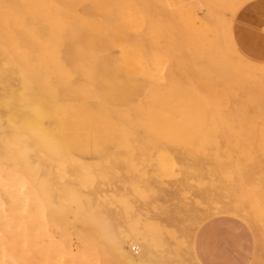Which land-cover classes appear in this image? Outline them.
<instances>
[{"label":"rangeland","instance_id":"obj_1","mask_svg":"<svg viewBox=\"0 0 264 264\" xmlns=\"http://www.w3.org/2000/svg\"><path fill=\"white\" fill-rule=\"evenodd\" d=\"M167 1L169 3L170 0H167ZM167 1L166 0H0V21H5L8 24V27H4V28L12 29V30L13 29H16V30L17 29L18 30L19 29L20 30L25 29L23 31H26V29H27V31L37 29V30H39V32H42L44 26H46L45 29L47 31L49 30V27H55V28L57 27L58 29L62 28V29H66V32H68L69 35L66 34V32H64V34L59 33L61 31H59L58 33L54 32L55 28L54 29L51 28V30H53L52 33L54 32L56 35H61L59 39H61V44H63V46L61 47V45L59 44L60 47H58V45H57V49L59 48V50H58L59 52L61 50H63V51L66 50V51H68V52L70 51V53H72L71 50H73L72 49L73 46L77 47L79 45V47L83 48L84 47L83 44H85V45L87 44V46H86L87 48L84 47L83 48L84 50L89 49L88 45H89V47L93 48V50H92V48H91V50L89 49L90 51L88 50L92 54L88 53L86 50V52H87L86 54L89 57H91V55H92L91 61L88 59L89 57L87 58L88 60H85L82 56L83 61L85 60L90 64L92 63V65H90V67H88L89 64L88 65L86 64L87 62H85V61L83 62L81 60V58H78L82 64L81 65L80 62L78 61L77 62V64L79 63L78 67L81 65V68H83V69H81V71H79V75H77L79 78H76L75 77L76 73L74 74V72L70 69V67H69V70L71 72L66 71V68H65L66 66H69L70 62L72 64V61L69 60L70 62L66 66H65L66 63H60L59 59H60V61L62 59L59 58L58 56H56V54L52 52L54 47L52 48L50 46L51 43H47L49 45H47L45 48V49L48 48V50H46L45 54L43 53L44 51H42L43 47H42V49L40 48L41 50L39 49L40 51H37L38 48L36 49L31 45V44H35V43L38 44V42H36V41H34V43L32 42L33 38L29 39V41L31 40L29 42V43H31L30 46H27L28 44L24 43V44H27V45H25V48L28 47V49L26 48L27 55H28V53H30V51L33 52L34 54L43 53L42 56L45 55L44 57L47 59V55L50 54V53H47V51H49L50 50L49 47H51L52 48L51 52L53 53L52 55L55 54L54 56H56V58H54V59H58L57 62L60 64H58L56 62V64H58L56 66H54L50 63L48 65H46L48 63L47 60L45 61L46 64L42 63V61H41L42 56L40 55L41 59L39 57L38 58L41 62L39 60H37L39 62V64L36 63L33 59L29 58L30 60H33L34 63H36V65L38 64L35 68V64L33 63V65H32L31 64L32 62L29 63L30 60L28 59V56L26 55V57H24L25 54L22 55L23 54V52H22V54H20V55H22L24 58L27 59V64H22V62L19 61V64H22L20 66L17 63L20 66V68L16 63L14 64V62L11 65V63H12L11 60L15 61V59H16V58L13 59V56H12V57H9V60H10L9 65L11 68L9 67L8 63H5V65H4V63H3L4 57H2V56L6 55L8 58V54H4L5 48H3V47H6L7 44H10V45H8L7 48H9V46H11V45H12V47L14 46V48L17 46L16 43L12 44L11 41H9V39H11L9 37L13 34L15 35L16 32H14V31H16V30L12 31V33L10 30V33H9L10 35L8 37L5 36V34L0 35V37H1L0 38V45H1L0 47H2V49L4 51L3 55L0 54V60L2 61L1 63H3V65L0 64V71H1V73H0V152L3 155L6 154L5 156H7V158H9V160H13L15 163L12 161L11 162L14 163L15 165L17 163L16 166H17L18 170L21 172V174L23 176H25L24 177L25 180L26 181L29 180L31 182V183H29V181H28L26 183V186H25L26 188H24L25 193H24V191L22 192L25 195L24 197H27V198L29 197V200H27L25 198L28 202L26 200H25V202H24V200H21L22 202H20V200H19L18 203L16 201H15L16 203H14V202L11 203L10 201L6 202V200H5V201H3V209H4L5 213L8 214L9 218H10L9 213L11 214L12 219L14 218V216H16L17 219H14V220L15 221L19 220L18 221L19 223H20V220H21V222L23 221L22 223H24V220L25 221L27 220V223L30 220L32 221V222L30 221L28 224L30 226V227L28 226V231L32 236H30L29 234L28 235H29V238L33 240L32 243L30 241L28 242V245H29L28 253H30L31 256L34 254L33 260H35L36 262L32 260L31 264H34V263L38 264L39 262L41 264H43L44 260H42L41 256L39 255L38 249L40 247L42 248L43 246H45L47 244V242H48L47 239L49 238L47 236V234L49 236H51L53 239H59L62 236L67 237V239H69L68 240L70 242L69 246L72 250L69 248L68 257L66 256L65 258H63V261H60V263L59 262L58 263L59 264H64V263L65 264H71V263L73 264L74 255H76V251L79 248L78 247L79 244L77 242L78 241L77 236H78V234H79V236H82V235L86 236L87 234L85 235V233L86 232L89 233L88 231H86L88 229H92V231L90 230L92 234L91 233H89V234L92 238V241H94V243L93 242L91 243L92 247L90 250V254L91 255L94 254L93 260L91 259L92 264H99V262H97V261L102 260V259L103 260L105 259L110 264H116V263L119 264L116 256L114 257L113 252H112V250L114 251V247H113L114 244L113 243L117 239L122 243L123 247L130 253L132 258L136 259L138 257V250H137V254L134 253V251L132 250L133 245H132V243L128 242V239H129V236L131 235V229L133 230V227L136 228L137 226H140V228L137 227V229H140V230H136V229L135 230L140 231V233L142 235H148L147 231H151V234H154V235L149 234V236L151 238L156 237V236L159 238L158 235H161L162 238H160V239H157V238L153 239L152 238L154 240V243L156 242V244H155L156 248L154 249V254L156 257L154 256V258H157L159 255L161 257V255L164 253V250H166L164 248L166 246L169 247L168 244H170V243L172 244V242H173L174 245L170 244V248H172V249L167 248L165 253L172 257V254L167 253V251L170 253L173 252V254L176 253L175 254L177 256L176 258H179V256H180V258L183 256H186L185 258L187 259L188 253L189 254L192 253L191 255L195 254L196 246L198 244H200L199 222H200L201 218L203 220V212L201 213L202 208H200L201 209L200 213H201L202 217H201V215L199 216L200 213H198V216H197V215H194L193 212H195L196 210L199 211V206L203 207L204 211H205V205L208 204V202L206 201L207 199L202 200L203 197L208 198L209 204H210V202L213 203L214 201L216 202L217 200L224 202V207H218L219 204H223V203H219L218 201L216 202L218 204L217 205V208L219 209V210L217 209L218 212L213 211L214 213H212V211H210L213 209L216 210V205L213 206L215 208H213V207L211 208V204H210V207H209L210 210H209V208L206 207V209L208 211V212L206 211V216L204 214V217H205L204 219H206V220H209V219H212L213 217H217L219 215H222V216H230V217H234V218H241V219H244L245 221L248 220V222H250V221H252L250 219L252 216L251 213H254V216H255V214L257 215L256 211L258 210V213L261 212L259 214H261V215L264 214V207H263L264 197L261 196L263 199L261 198V200H260L259 199L260 193L259 194L256 193L259 191L254 192V191H250V190H249L250 193L254 192L252 195L250 194L251 197L253 196L252 198L254 200L258 199L257 203L258 202L261 203V204L258 203L255 206V208L251 207L254 210L250 211V209H249L248 211L250 213L247 211L249 214H251V216L247 215L248 213L247 214L244 213V211H246L247 209H245L244 211L242 210L243 215H240L241 214L240 212L239 213L235 212L233 209H232L234 211L233 214H232V211L225 210L229 207V205H230V204H228L229 202L231 204H233V207H235L234 206L235 202H237V200L241 201L240 199H237L236 201H232V200H234V199H232V197L235 198V196H236V198L241 197V199H242L243 195L245 197H247L246 195L248 194V192H246V195L242 194V196H240V193H243L244 190L246 188H248L249 185L248 186L246 185V188H245V185L243 183L239 182L240 180H238L239 178H237L238 175H237L236 170H235L236 167H239L240 169L246 168L248 171H251V169H252V172H253V171H256L257 168L258 169L261 168L260 167L262 165L261 163L264 161V124H263L264 121H261V119L264 118V115H262V113L264 112V81H263L264 80V74H262L261 73L262 71H260L264 68V0H239L235 4L233 9H231V11L229 12L230 15L228 16L229 19H228V22L226 25L227 41H228V44L230 45V47L232 46L231 47L232 50L236 49L235 51L234 50L233 51L243 61H247L249 63L255 64L254 71L257 72V73L253 72L256 75V78H255V76L253 74V76H254L253 78H255V80H253V78L249 79L250 81L249 80L245 81V79H243L242 81L244 84H248L250 82L249 83L250 85L249 84L243 85V83H241V86H242L241 89H243L244 91L240 90V92L239 91L235 92V90H234L235 88L233 89V87L231 86V85H234L236 83V81H235L236 79H234V81H235L234 83H232V82L230 83V80H228L229 82L224 81L225 83H223L224 84L223 86L226 88H224L222 86L225 90H223L222 87L219 90L221 97L216 90H213V92L208 93V96L211 93H212V96H209V97L207 96V98H208L207 102L205 99H203L204 98V95H202L203 93H200L199 91H197L194 88V85H193L194 82L190 79L189 84H187L185 80L187 79V76H186L187 74L190 77V75L192 76V73H194V71H199L200 69H201L200 71H203L202 69H204L205 67L203 66V64H200L201 61L204 58L208 59L211 56L214 57V54L216 55V53H217V49H215V48L220 49L217 45V43L220 40L219 37L221 38V36H220L221 33H219L220 35H218V31H217V29L220 30V28H219L220 26H217V25H220V23L218 22L219 19H218L217 15H216V19H215L216 12H214L215 14L212 13L213 11H217V8H216V10H213V7H212L213 11H211V9H208L207 7H205L206 9L204 7H203L204 9L203 8L198 9V7H195L194 4L197 3L195 1L200 2V0H194V1H192V3L190 0H188V1L183 0V1H186L184 4H183L182 0H176L177 5H179L180 2H182L181 6L179 5L181 8L176 7L175 6L176 4L173 3V1H172L170 3V7H172V8L169 9L168 3L166 4ZM206 1L207 2L209 1L211 4H212V2H216V0H214V1L213 0L212 1L211 0H205V1L201 0V2H203V3L205 2V4H206ZM218 1H217V4H218ZM222 1L220 0V3L218 5L216 3L214 5V7H220V8H218V10L219 9L220 10L217 12H220L221 10L223 11L222 8L224 6H222V5L226 4L230 0H226V2H225V0H222ZM186 3H188V5H185ZM210 3H208V4H210ZM222 3H224V4H222ZM182 5H185L186 7H183ZM175 7L178 9L177 12H176V9H174ZM200 9H202V10L200 11ZM181 10H183V11L185 10L184 11L185 13L182 12ZM222 11L220 12L221 14H222ZM217 14L220 16L219 13H217ZM201 16H202V18H201ZM194 19H195L196 23L192 22ZM45 29H44V31H45ZM37 30H36V32H37ZM47 31L45 32L46 34L49 32V31L48 32ZM26 33H28V32H26ZM31 33H32V31H31ZM31 33L29 35H31ZM45 33H44V36L46 35ZM6 34H7V32H6ZM32 34L33 35H31V37L35 35L39 38V39L36 38L39 40V44L43 41L42 40V38H43L42 34L43 33H40L41 35L39 34V36H41V42H40V37L38 35H36L34 33H32ZM22 35H23V32H22ZM24 35H23V37L25 39L26 37ZM29 35L27 34V36H29ZM56 35L53 34V35H51V37L54 36V38H55ZM18 36H19V34H18ZM17 37H15V38H17ZM21 37L22 36L20 33V39H21ZM49 37H50V32H49ZM2 38H5L6 42L8 41L6 46L3 45L5 43L2 42L3 41ZM36 39H34V40H36ZM43 39L47 40L48 38L46 37ZM50 39H52V38H50ZM23 40L21 39V41H23ZM46 40H45V42H46ZM52 40L54 41L55 39H52ZM69 40H72V41H69ZM105 40H106V42H105ZM114 40H116V41L114 42ZM206 40H207V42H206ZM16 41L14 40L12 42H16ZM26 41H27V39H26ZM49 41L50 40H48V42ZM67 41H69V42H67ZM188 41L190 42V44ZM1 42H2V44H1ZM58 42H60V41H57V43ZM42 43L44 44V41ZM57 43H55V44H57ZM69 43H71L73 45L71 47V50H69V49L67 50V48H69V45L65 46V44H69ZM117 43H118V45H117ZM17 44H18V46L24 45V44H20V42H18ZM37 44H35V45H37ZM39 44H38V47H41ZM104 44H105V46H104L105 48L103 47ZM45 45L46 44H44L43 46H45ZM81 45H83V46H81ZM18 46L16 47L15 50H17L18 48H21L23 51H25V49L22 46L21 47H18ZM31 46L33 47V49ZM64 46L65 47L68 46V47L64 48ZM99 46H101L100 48H102V49H99ZM55 47H56V45H55ZM79 47H77V49ZM188 47H190L192 50L191 49L188 50ZM81 48L78 49L79 53H81L80 52ZM95 48H97L98 50ZM2 49L0 52H2ZM9 49H7V50H9ZM55 49L56 48H54V50ZM57 49H56V51H57ZM214 49H215V51L213 54ZM28 50H30V51H28ZM32 50H36V51H32ZM96 50H97V53H96ZM9 51L11 53V54L9 53L10 55L15 53V52H12V50H9ZM198 51L200 52V55H199L200 58H203V59L198 58L199 57ZM65 52H60V53L65 54ZM68 52H66V54H68ZM73 52L75 54L76 50H74ZM205 52H207V53H205ZM33 53H30L29 56L31 54H32V56H34ZM83 53H85V52H83ZM222 53H223V51H222ZM15 54H17V52ZM39 54H37V55L39 56ZM74 54L72 53V55H74ZM194 54H196V55H194ZM18 55H19V53H18ZM52 55H50V56H52ZM72 55L70 57L73 60V62H75L76 60H74V59H75L76 55H74V58H72ZM201 55H203V56L201 57ZM206 55H207V57H205ZM54 56H52V57H54ZM218 56L216 55L217 58H218ZM14 57H17V55ZM35 57H31V58H35ZM62 57H63V55H62ZM96 57L98 58V60ZM195 57H196V59H195ZM7 58L5 57V59H7ZM48 58H50V57H48ZM67 58L68 57H64V60L66 61ZM217 58H215L214 60L216 61ZM222 58H227L226 54ZM17 59H16V62L18 61ZM199 59H200V63L197 66ZM206 59H205V61H206ZM9 60H5V62H7ZM43 60H45V59H43ZM64 60H63V62H64ZM51 61H49V62H51ZM205 61H203V62H205ZM212 61H213V59H212ZM67 62H68V60H67ZM23 63H26V61ZM28 63L32 67L30 65H28ZM83 63H85V64H83ZM195 63H197V64H195ZM41 64H42V66H41ZM77 64L76 65L73 64L74 66H76V69L74 67H72V69L76 70V72H78V70H79V69L77 70ZM205 64L211 65L210 62H208V61H206ZM215 64L218 65V67H219L218 63H215ZM43 65H46L49 68V71L46 69L47 72H49L46 75H44L46 70L43 68V67H45ZM60 65L62 67L64 66L67 74H68V72L70 75L74 74L73 77H75L76 79L65 77L66 74L64 72H62L60 74V72H61ZM73 65H71V66H73ZM213 65H211V66H213ZM13 66H14V69H13ZM28 66H30L31 68ZM201 66H202V68H201ZM258 66H261V68ZM195 67H196V69L197 68L198 69L195 70ZM25 68H28L27 70H29V72H27V70ZM37 68H39V70ZM42 68H43V70H45L44 74L40 73V72H42L41 71ZM88 68H90V69H88ZM208 68L211 69L210 66ZM10 69H12V70H10ZM22 69H25L24 70L25 72ZM30 69L34 70V71L31 72ZM57 69L60 71V72L58 71L59 73L57 72ZM91 69H92V72H91V74H89L90 73L89 70H91ZM151 69H154V70L152 71ZM255 69L259 70L260 71L259 73L261 75H263V77L261 75H260L261 76L260 77L258 74V71H256ZM20 70H21V72H20ZM87 71H89V73L86 74ZM152 72H158V74L162 73L164 75L165 79H167V80L168 79L171 80L172 77H174L172 82L171 81H169V82L173 83L175 85L170 87V88L168 87L167 89L163 90L161 93L156 95L155 98H153L154 100H152V102L150 103L151 106L147 105L145 107V108H147L149 106L148 107L149 109L145 110L148 113L147 116H145L146 112L143 110V109H145L144 106L146 104H149V101H151V100H148V99H150L148 94L150 92H154V90H153L152 86H151V89L153 91L151 89H149L150 88V82L152 79L149 78V79L144 80L143 78L153 76L151 78H155V79H153L155 81L156 80L155 76H157V74L155 75V73H154V75H150V74H152ZM173 72H174V74H173ZM35 73H37V74H35ZM263 73H264V71H263ZM139 74L141 75L140 78L138 77ZM202 75H203L202 72L201 73L198 72L196 78H194V81L201 82V77H203ZM55 76H57V77H55ZM87 77H89V78H87ZM177 77H179V78H177ZM257 77H258V79H257ZM90 78H91V80H90ZM180 79H182V80H180ZM55 80H57L58 82ZM76 80H77V82H74ZM53 81L56 82L57 84L54 83ZM161 81L164 82L163 79ZM174 81L176 83H174ZM177 81H179V82H177ZM180 81H182V82L185 81L184 85H186V86H183L184 88L179 85ZM242 81H240V82H242ZM153 82H151V83H153ZM182 82L180 83L181 85H182ZM51 83L52 84L54 83L53 84L54 87H52L53 85L51 86ZM73 83H75L76 85ZM55 84H56V86H55ZM88 84H90V85H88ZM176 84L178 86H176ZM236 84L234 85V87L238 86V84L237 85ZM188 85H189V87H188ZM89 86H92V87H89ZM153 86H154V84H153ZM191 86H192V88H191ZM241 86L239 84L238 89ZM69 87L71 89H79V90L81 89L80 90L81 92L79 90H78L79 92H76V90H75V92H76V95H75L73 90L70 91L71 89H69ZM87 87H89V89ZM83 88H84V90H83L84 92L87 89L89 90L91 97H95L94 93H95V90L97 88L98 90L104 92L105 96H107L106 97L107 100L112 99V100H114L112 102L115 104L117 103L115 98H117L118 100H120V98L123 99L124 102H126V104H127V108H133L131 110L127 109L129 112L128 113V119H129V122H131L130 124L128 123L130 128H128L127 122L122 123V120L119 119V117L115 115V117H112L111 120L109 119L107 121V123H105L104 131H105V134L107 137L106 139H102V140H98V141H92V140L90 141L89 140V141L78 142L76 140V137H75L74 117H75L76 112H79V115L81 112L80 108L78 110V102H79V100L81 102L82 101L81 97L85 95V94H82L80 97V94H79V93H84L82 91ZM253 88H254V90H252ZM154 89H155V87H154ZM257 89H259V91H257ZM88 90L86 92H88ZM171 90L172 91L174 90V91L172 92ZM69 91L71 92V94L68 93ZM253 91H256V93H254ZM109 92L114 93V95L110 96ZM242 92L245 95H243ZM48 93L50 95H48ZM72 93H73V95H72ZM77 93L79 94L78 97H77ZM257 93L260 95H258ZM199 94H201V96ZM238 94H239L240 99L242 101L238 98L239 97ZM86 95H88V93H86ZM147 95H148V97H147ZM246 95H247V97L250 95L249 98L252 99L253 103H255V102L258 103V104L257 103L253 104V108L251 107L252 105L248 106L252 109L247 107V105L252 101L249 99L250 102H248L249 100L248 101L246 100V99H248L247 97H245ZM68 96H70V97L67 99V101L70 100V98L72 96V99H73V97H74V99L77 98V99H75V101H77V102H75L73 99V100L68 102L69 104H70V102L72 104L68 105V103H67L66 105H64V100L66 99L64 97H68ZM55 97H57L58 99ZM223 97L225 98V100ZM241 97H243V98H241ZM52 98L55 99V102L52 100ZM259 98L260 99L262 98L261 100L263 101V103L261 102V100ZM84 99L87 100L86 97ZM92 99H94V98H92ZM177 99H179V100H177ZM210 99H211V101L214 100V102L210 103ZM243 99H244V101H243ZM51 100L54 102V104L56 103V105H53V106H55L54 111H52L53 116L51 115L52 113L50 114V112H49V110H50L49 107L53 108V106L50 105L52 103ZM46 101H48V102L50 101L51 103L50 102L45 103ZM61 101H63V103ZM185 101H187V102H185ZM224 101H225V103H224ZM59 102H61V104L64 105V111H67V113L65 112V114H64L63 113L64 111L61 109L56 110L57 106H60V108L63 109V106L58 104ZM174 102L178 103L179 105L174 103ZM41 103L44 105H42ZM139 103L140 104L144 103V104L142 106L141 105L138 106L137 104H139ZM259 103H262L263 105L259 104ZM40 104H41V106H40ZM211 104L213 107L211 106ZM245 104H247V105H245ZM257 105H259V106L257 107ZM133 106H135V108ZM137 107H138V109H137ZM244 107H247V108H244ZM256 107L259 108L258 110H260V111L257 112ZM184 108L187 111H185ZM36 109H37V111H36ZM66 109H68V110H66ZM241 109H243L245 112H246V109H248V111H247L248 113H246L247 115ZM253 109L255 110V112L254 111L252 112ZM134 110H137V112L138 111L139 112L137 113ZM148 110H149V112H148ZM250 110H251V113H250ZM140 112H142V113H140ZM162 112L164 113V115ZM186 112H188L187 115H185ZM259 112H262V113L260 114ZM42 113H44V114H42ZM130 113H132V115H131L132 117H130ZM256 113L257 114L259 113L260 115L259 114L257 115ZM47 114H50V117L52 116L51 118L49 117V120H48L49 123L47 121ZM63 114L65 115V117L62 116ZM141 114H144V115H141ZM254 114H256V115H254ZM133 115H135V116H133ZM158 115L160 116V118H158L159 117ZM136 116H138V117H136ZM141 116H143V117H141ZM166 116H167V118H166ZM60 117H63V118L61 119ZM214 117H216L215 118L216 122L214 120ZM245 117L246 118L249 117L247 119L249 122H247V120L244 119ZM56 118H58L60 120L58 121V119H56ZM145 118H147L148 120ZM169 118L171 121L169 120ZM251 118H253V119H251ZM130 119L133 121H130ZM135 120H137V121H135ZM241 120H243V121H241ZM60 121H61V123H60ZM146 121L149 122L148 124L150 126L149 125L147 126ZM245 121H246V123H245ZM133 122L135 123V125H133L134 124ZM145 122H146V124H145ZM139 123H140V125L142 123V125L140 126ZM240 123H241V125H240ZM43 124H45V125H43ZM246 124H248V125H246ZM48 125H50L51 127H54V130L52 131L51 135H53L54 139L55 140L57 139V141H58L54 145V147H55V149L57 148L56 150H58L60 148L59 152L60 151L61 152L58 154H59V156H61L63 154L61 156V158L55 153L54 154H55L56 159L53 157L54 155L52 153L55 150L54 151L52 150L53 152L50 153V155H51L50 156L48 150L45 151L46 148H45V146H43L44 143L42 144V142H41V141L45 140L44 139L45 135H44L43 131H41V129L42 128L46 129L48 127ZM144 125H146V126L144 127ZM43 126H45V127H43ZM131 128H132V130H131ZM137 128H139V129H137ZM31 129H33V130L35 129V131L33 133H31L32 132ZM44 129H42V130H44ZM122 129H125V134H123L124 130H122ZM148 129H149V132H147ZM137 130L139 132H137ZM127 131H128V133H127ZM135 132L137 134H135ZM34 133L35 134L37 133V134L35 135ZM144 133L147 135H145ZM127 134H128V136H127ZM152 134H154V135H152ZM34 135L38 136V141L36 139L37 137H35ZM42 135H44V136H42ZM129 135L131 138L129 137ZM150 135H152V136H150ZM39 136H42L43 138H41V140H39L40 139ZM123 136H125V137H123ZM122 137L125 141V142L123 141V144L126 143L127 145L126 144L123 145L121 143ZM125 138H127V139H125ZM42 139H44V140H42ZM139 139H141V140H139ZM132 140H134L136 142H133ZM119 142H120V144H119ZM140 143L145 145V147L143 145H141ZM147 145H149V146L147 147ZM42 147H44V148H42ZM122 147H123V149H122L123 151H121ZM187 148L189 149V151ZM192 148H194V149H192ZM136 149H137V151H136ZM148 149H150V152ZM180 149L183 150L184 152L181 153L182 151H180ZM177 150L179 151V153H176ZM37 151H39V152H37ZM127 151H128V153H127ZM145 151H146V154H145ZM185 151H186V153H185ZM172 152H174V153L172 154ZM184 153H185V155L183 156ZM179 154L180 155L182 154V156L185 157V159L184 158L181 159ZM111 155H113V156H111ZM173 155L174 156L179 155V156L174 157ZM164 156L167 157V159H165ZM62 157H64L65 160H63ZM113 157H115V158H113ZM52 158H54L55 160ZM76 158L78 160H76ZM69 159H70V161H69ZM55 161H56V163H55ZM25 162H27L26 163L28 165L27 167H26ZM65 162H67V163H65ZM81 162L82 163L87 162L88 164H90V165H88L87 163L86 164L84 163L86 165V167L81 166V165H80L81 167L79 166L80 168H85L84 170H82L83 174H82V172L80 173L81 170L78 167V163L82 164ZM76 164H77V166H76ZM55 165H57V166H55ZM18 166H20V169ZM48 166H49V168H48ZM52 166L54 167V169ZM161 166L163 167L161 170L156 169V168H161ZM23 168L25 170L26 169L27 170L25 171ZM187 168L190 169V173H189V171L187 173V170H186ZM191 169H192V171H191ZM199 169H200V171H199ZM253 169H255V170H253ZM22 171H24L26 175ZM88 172H89V175L95 174V176H92V177L86 176L85 177V173H88ZM154 172H156V174L158 176L156 174H154ZM185 172H186V175L184 174ZM146 173H147V176H146ZM200 173H201V175H200ZM255 173L256 172H254V174ZM183 174L187 178L186 182H188L189 187L185 186L186 187L185 188V187L177 186L175 184V181L177 183L178 180H180L178 178H180V176H183ZM188 174H190L191 176L190 175L187 176ZM197 174H199V175H197ZM83 175L85 178L81 177ZM154 176H156L157 179ZM184 176L180 180L181 182H184V181H182V180H185ZM146 181H147V183H146ZM250 183L251 182H249V184ZM185 184L187 185V183H184L183 185H185ZM251 184H250V186H253V184L252 185ZM175 185H176V187H175ZM255 185L253 186L254 190H255ZM148 187H149V189H148ZM172 187L176 188V189H173ZM177 187H178V189H177ZM180 187L182 188L181 190H180ZM239 188L243 189L242 192H240ZM28 189L30 192L28 191ZM187 189H189V191ZM251 189H252V187H251ZM257 189H258V187H256V190ZM151 190L155 192L156 197L153 194L154 192H152ZM233 190H234V192H233ZM171 191L173 193H171ZM245 191H248V190L246 189ZM238 192H239V194H238ZM26 193H27V195H26ZM185 193L188 194L189 196L185 195ZM234 193L235 194L237 193L238 195L232 196L231 194H234ZM255 193H256V195H255ZM19 194H21V193H19ZM169 194H170V196H169ZM206 195H207V197H206ZM230 195L232 197L227 198ZM250 195L248 194V198H250ZM260 195H262V194H260ZM179 196H181V197L178 198ZM255 197L257 199H255ZM168 198H169V200H168ZM21 199H23V196H21ZM200 199L202 200V202L200 201ZM224 199H226L227 202L224 201ZM229 199H230V201H229ZM157 201L159 202V204ZM161 201H163V202H161ZM179 201H180L181 205H180ZM192 201H194V202H192ZM242 201L245 202V200H243V199H242ZM252 201L253 200L251 199V203L254 204V201L253 202ZM182 202L183 203L185 202L184 203L185 206L189 205L188 206L189 208L187 209V207H185L182 204ZM196 202L198 204H195ZM215 202H214V204H216ZM246 202L249 203L248 205H250V202H248V200ZM23 203H24V205H23ZM156 203H157V205H156ZM170 203H172L171 204L172 206L170 205ZM204 203H206V204H204ZM237 203H236V206L239 205ZM17 204L20 205L19 208H18ZM176 204H179V205H177V208H174V206H176ZM34 205H35V207L37 206L38 209L35 208ZM160 205H161V207H160ZM196 205L198 206V208H194L195 209V211H194L193 207H197ZM243 205H244L243 208H246V207L250 208V207H248V205H246V203ZM153 206H156L159 208H157V210H154V209H156V207H154V209H153ZM163 206H165V207H163ZM167 206H170V209H168L169 207H167ZM11 207H12V209H11ZM184 207H185V209H184ZM257 207H260V209ZM39 208H42V210L40 209V211H39ZM173 208L174 209L179 208V211L177 210V212H175L176 210L173 211ZM221 208H223V209H221ZM229 208H232V207H229ZM241 208H242V205H241ZM261 208H263V210H261ZM162 209H164L166 212L165 211L162 212ZM167 209L171 213L169 211H167ZM190 209H191V211H189ZM235 209L237 210L236 207H235ZM184 210H186V211H184ZM192 210H193V212H192ZM61 211H63L64 217L63 216L58 217V214H60ZM187 211L189 212L190 215L187 214L188 213ZM238 211H239V209H238ZM262 211H263V213H262ZM173 212L177 213V214H174ZM178 212H181L182 216L185 215V217L188 215L190 217V218L186 217L187 219L189 218L188 221L184 217L180 218L182 221L179 220L178 217L181 215V213L179 214ZM185 212L187 215L186 214L183 215V213H185ZM18 213H20L21 215H24L26 213V219L22 218V219H24V220H22L21 218H19L18 216H21V215ZM155 213L159 216L158 218H157V215H155ZM164 213L165 214L168 213L169 214L168 216H170L171 218H172V216H174V217L172 219L170 217L168 218L167 215H165ZM195 213L197 214V212H195ZM160 214L162 217L160 216ZM192 214L194 215V220H192V216H193ZM245 214L249 217H246ZM163 215L165 218L163 217ZM177 215H179V216L177 217ZM261 215L260 216L258 215L257 217L263 218L264 216L262 217ZM150 216L152 218H153V216H155L154 218L157 220V221H155V224L158 222L159 227H157V224L154 225V221H152V218ZM242 216H243V218H242ZM146 217L149 218V220L150 219L151 220L150 221L145 220ZM198 217L200 218V220H198L199 219ZM257 217L256 216L252 217V219H254V221H255ZM62 218L65 219L66 221H64ZM137 218L141 221H139ZM166 218L168 219V221ZM136 219H137L138 223L143 224L142 226L145 225V227H143V228H145L144 234H143V232H141L143 230V228L141 227V225L137 224ZM155 219H153V220H155ZM190 219H191V221H189ZM44 220L47 221L50 225L48 223L45 224ZM143 220L148 222V227L149 226L152 227V224H153L155 226V228L157 227L158 230H161V231L158 232L157 228L155 229L153 227H152V230L149 229L150 227L147 228V230H146L147 223L145 222V224H144ZM9 221L11 222L10 219H8L7 221L5 220V218H4V220H3V218L0 219V227L4 229V231H3V229L1 230V228H0V233L6 234V235L3 234L4 237L6 236L5 237L6 239H4L5 241L3 240L4 242L2 241V243H3L2 245L3 246L5 244H6L5 246H8L9 244L13 245L12 243H14L13 242V240H14L15 243L17 242V247H19L18 245H20V241H18V240L20 239L19 237H21V235L18 233L19 226L14 224L15 226L12 227L13 224L11 225ZM40 221H42V222H40ZM49 221L52 223L53 222L55 223V221H56L57 223L55 224V226H53L52 223H50ZM63 221L64 222L68 221L70 223V224L68 223L69 225L67 224V226H66V228L68 227L67 230L66 229L64 230L65 231L64 235H66V236L63 235L64 231H62V233H61V231H59L58 224H59V222L62 223ZM164 221L167 223H165ZM6 222H8L7 225H6ZM34 222H37V224L40 222V224H39L40 226L37 227L38 225ZM180 222L185 223L184 226L185 225L187 226L188 223L192 224L191 222H193L194 225L192 226V228H190L191 229L190 231H192V232L190 233L189 230H187V229H186L187 231H183L184 226H182L183 224H181ZM1 223L3 225H1ZM41 223L44 225H49L48 227L49 228L51 227L52 229L50 228V230H49V228L46 226L45 229H47V232H45L44 229L41 228ZM84 223H86L87 226ZM255 223L257 224V222H255ZM79 224H81V226ZM82 224H84V226ZM89 224H90L91 228L88 226ZM161 224H163V225L161 226ZM172 224H175V225H172ZM176 224H177V227H176ZM44 225L42 227H44ZM178 226H180V227H178ZM190 226H187V227H190ZM172 227L175 229V231L177 230V228H178V230H181V231H179L181 234L178 235L177 234L178 230L175 232V231H173ZM38 228L41 230H38ZM141 228H142V230H141ZM83 229H85V230L83 231ZM153 229L155 230V232ZM162 229L163 230L165 229V230L162 231ZM80 230L83 233L80 234L79 233ZM168 230H170V231H168ZM171 230H172V232L176 233L175 236L171 235V233H172ZM2 231H3V233H2ZM5 231H7V233ZM12 231L14 233H17L16 237L12 233ZM66 231L68 232V234H66ZM160 232H162V233H160ZM163 232H165V233H163ZM167 232H169V233H167ZM182 232H187L188 235L190 233V236H189L190 238L187 236L186 233H184V235H183ZM258 232L259 231H255L253 233V237L258 238L259 235L261 237L264 236V235H261L262 231L259 233ZM263 233L264 232H262V234ZM7 234H8V236H7ZM257 234H259V235H257ZM10 235L13 236V239H12V236H10ZM44 235H46L45 237H48V238L47 239L44 238V240H42ZM181 235L185 236V238L188 237V239H186V241L188 240L187 245L189 247L183 243H182L183 244L182 245L181 243L179 244L178 242L175 243L174 241H172V240H174V238L176 236H179L178 240L181 239L183 237V236L181 237ZM260 236H259V238H261ZM10 237H11V239H10ZM34 237L36 240L34 239ZM163 237H164V239H163ZM165 237L167 239H165ZM170 237L172 238V240H169V239H171ZM16 238H18L17 241L15 240ZM113 238H114V241H113ZM160 240L164 245H161L162 243L160 242ZM162 240H164L165 242ZM166 240L167 241L169 240L170 243H169V241H168V243H166L167 242ZM175 240L177 241V239H175ZM108 241L111 242L112 245H111V243L109 244ZM18 242H19V244H18ZM183 242H185V241H183ZM256 242L260 245L258 240ZM253 243H254V241H252V244ZM176 244H177L178 248H176ZM178 244L181 246V248H180V246H178ZM190 244H192V245H190ZM242 244H243V247L240 250L239 249L236 250L239 253V254L237 253V255H236V257L238 259H240L242 261H247V260L253 258L252 253L258 251L257 253H259L260 256L254 257L253 259H256L257 263L260 261L259 262L260 264H264V261H262V259L264 260V255H263L264 250L262 249L261 245L259 246L260 249L256 247V249L253 250V248L249 244H246L245 242H243ZM258 244H257V246H258ZM34 245L35 246L37 245L38 248H36ZM157 245L160 248H158ZM184 245L187 246L189 250L183 249V248H185ZM182 246H184V247L182 248ZM30 248H33L35 253L32 249L30 250ZM109 249H111V251ZM158 249L159 250L164 249V250L159 251ZM182 249L187 250L188 252L184 251L187 254H184V252H183V255H178L179 253L182 254L180 252ZM91 251H92V253H91ZM155 251H157V254ZM190 251H192V252H190ZM28 253H25V254H28ZM165 253L163 254L164 255L163 258H157V259H161V260H157L158 264H167V262H168V264H170L169 263L170 261L174 262L175 264L176 263L181 264L182 262L184 263V260H185L184 257H183L184 259H182V258L177 259V262H176V258L174 255H173L174 258L173 257L171 258L173 260H171L169 258V256L166 257L168 259V261H167L165 258ZM114 255H115V253H114ZM191 255L189 257L190 261L187 259L186 262L187 261L190 262V263L187 262L188 264H191V263L196 264L193 260V256H191ZM27 257H29V255ZM31 258L32 257H30V260H31ZM66 259H68L70 262ZM162 260H166V261L163 262ZM179 260H181V261H179ZM161 261H162V263H161ZM29 262H31V261H29ZM216 263H217V259H216L215 263H212V264H216ZM51 264H53V262H51Z\"/></svg>","mask_w":264,"mask_h":264},{"label":"bare ground","instance_id":"obj_2","mask_svg":"<svg viewBox=\"0 0 264 264\" xmlns=\"http://www.w3.org/2000/svg\"><path fill=\"white\" fill-rule=\"evenodd\" d=\"M166 1H167V0H166ZM172 1H173V3L176 4V0H170L169 3H168V1L166 2V4L168 3V8H169V9L172 8V7H170V3H171ZM182 1H183V0H182ZM187 1H188V0H187ZM190 1H191V3H192V1H194V0H190ZM202 1H205V0H202ZM211 1H212V0H211ZM213 1H214V0H213ZM217 1H218V0H216V2H212L213 5H212L209 1H208V2L206 1V4H205V2H204V3L201 2V0H200V2H199V1H195V2H197V3L194 2V3H195L194 6H195V7H198V9H199V8H203V7H204V8L207 7L208 9H211V11L216 10V8H217V11H219L220 9L218 10V8H220V7H214L215 3L217 4ZM221 1H222V0H221ZM238 1H239V0H230L229 2H227L226 4H224V3L226 2V0H225V2L222 3V4H224V5H222V6H224V7L222 8L223 11L221 10V11H222V14L220 13L221 11H220V12H217V11H213V12H212V13L216 12V14L214 13V14H215V19H216V15H217V17H218V19H219L218 22L220 23V25H217V26H220L219 28H220V30H221V31H220V30L217 29V31H218V35H220L219 33H221V35H220L221 38L219 37L220 40H219V42L217 43L218 47H219L221 50L218 49V48H215V49H217V53H218V54L216 53V55H217V56L219 55L218 58H217L216 55L214 54L215 49L213 50L214 57H212V56L209 57V58H208L209 60L206 59V58H204V59H203V58H200V56H199V55H200V52L198 51V52H199V54H198L199 57H198V58L203 59V60H202L201 63H200V59H199V60H198V61H199L198 64H197V63H195V64H197V66L199 65V63H200V64H203V66H204L206 69L203 67V68H204V69H202L203 71H200L201 69H200L199 71H194V73H192V76L189 74L191 78L188 76V74L186 75V76H187V79L185 80L186 83L189 84L190 79H191V80L194 82V83H193L194 88H195L197 91H199L200 93H203L202 95H204V98H203V97H202V98L205 99L206 102H207V99H208V98H207L208 93H209V92H213V90H216V91L219 93V95H220L219 90H220L221 87L224 85L223 83H225L226 81L229 82L228 80H230V83H231V82L234 83V82L236 81V83L238 84V86H237V87H234V85H235L236 83H235L234 85H231V86L233 87V89L235 88V89H234L235 92H237V91L240 92V90L244 91L243 89H241V88H242L241 83H243V81H242L243 79H245V81H248L249 79H252L254 76H255V78H256V75L253 73V72H255V71H254V66H255V64H253V63H249V62H247V61H243L239 56H237V55L235 54L234 51H235L236 49H235V50L233 49V50H234V51H233L232 48H231L232 46L230 47V45L228 44V41H227V36H226V25H227V22H228V19H229L228 16L230 15L229 12L231 11V9H233V7L235 6V4H236ZM185 2H186V1H183V4H184ZM222 2H223V1H222ZM181 3H182V2H180V4H179V3H178V4L181 6ZM208 3H210V4H208ZM219 3H220V0L218 1V4H219ZM218 4H217V5H218ZM179 5L176 4L175 6L179 8V7H180ZM185 5H188V3H186ZM185 5H182V6H183V7H186ZM166 6H167V5H166ZM176 7H175L174 9H176V12H177L178 9H177ZM212 7H213V10H212ZM180 8H181V7H180ZM204 8H203V9H204ZM214 8H215V9H214ZM188 9H189V8H188ZM188 9H187V10H188ZM205 9H206V8H205ZM201 10H202V9H200V11H201ZM181 11L184 12L185 10H184V11L181 10ZM205 12H206V11H205ZM184 13H185V12H184ZM202 13H203V12H202ZM217 13H219L220 16H219ZM189 14H190V13H189ZM189 14H188V15H189ZM203 15H204V14H203ZM189 16H190V15H189ZM191 17H192V16H191ZM188 18H189V17H188ZM193 18H194V17H193ZM193 18H192V19H193ZM201 18H202V16H201ZM208 19H209V18H208ZM1 20H2V19H1ZM202 20H203V19H202ZM191 21H192V20H191ZM209 21H210V20H209ZM192 22L196 23V22H195V19H194ZM218 22H217V23H218ZM191 24H192V23H191ZM198 25H199V24H198ZM193 26H194V25H193ZM4 27H8V24H7L5 21H0V35H2V34L4 35V34H5V36H7V37L10 35V34H9V33H10V30H11V33H12V31L16 30V29H13V30H12V29H6V28H4ZM45 27H46V26H44L42 32H39V30H37V29H34L35 31H34V30H29V31H27V29H26V31H23V30H25V29H23V30H20V29H19L20 31L17 29L18 31H17V30L14 31V32H16V34H15V35H14V34L11 35V36L9 37V38H11V39H9V41H11L12 44H15V43H16L17 46H18V44H17L18 42H20V44L27 43L28 45H27V44H24L23 46L21 45V46L25 49V51H23L21 48H18L19 50L21 49L20 51H19L18 49L15 50L17 46L14 48V46L12 47V45L9 46L10 49L7 48L8 45H10V44H7L8 41L6 42V39H5V38H2V39H3L2 42L5 43V44H3V45L6 46V44H7V46H6V47H3V48H5V49L7 48V49H9V50H12V52H15V53L17 52V54L13 53L12 55H10L11 53H10L9 50H7V49L5 50V49H4V51H5V53H4L2 47H0V48L2 49V52H0L1 55H3V53H4V54H8V58H7L6 55H5V56H2V57H4V59H3V60H4V61H3L4 65H5V63H8V65L10 64L9 57H12V56H13V59H15V58L17 59V58H18V59H17L18 61L16 62V59H15V61H14V60H11V62H12L11 65L13 64V62H14V64H15V63H16V64H17V63L19 64V61L22 62V64H27V59L24 58V57H26V55H27V50H26V48L28 49V47L25 48V45L30 46L31 43H29V42H30L31 40L29 41V39H32V38H33V40H32L33 43H34V41H36V42H38V44H39V40H38L39 38H38L37 36H35V35L31 37V35H33L32 33H34V34H36V35H38V36H39L40 33H43V34H42V37H43V38H46V37L48 38L47 40L42 38V40L44 41V44H46L45 46H43V45H44V44L42 43L43 41L41 42V36H39V37H40V42H41L39 45H40L41 47H38V44H37V43H35V44H37V45H35V44H31L34 48H36V49L38 48L37 51H40V50L42 49V47H43L42 51H44L43 53L45 54L46 50H48V48H47V49H45V48H46L47 45H49V44H47V43H51L50 46H51L52 48L54 47V48L57 49V45H58V47H60L59 44H60L61 47H62L63 44H61V39H59L61 35H56L54 32H57V33H58L59 31H61V32H59V33L64 34V32H66V29H62V28H59V29H58L57 27H56V28H55V27H49V30H48V31L50 32V37H49V32L45 29ZM201 27H202V26H201ZM47 28H48V27H47ZM51 28H52V29L55 28L53 33H52L53 30H51ZM217 28H218V27H217ZM44 29H45V31H44ZM67 29H68V28H67ZM214 29H215V28H214ZM36 30H37V32H36ZM40 30H41V29H40ZM64 30H65V31H64ZM205 30H206V29H205ZM31 31H32V33H31ZM43 31H44V32H43ZM46 31L48 32L47 34L45 33ZM79 31H80V30H79ZM6 32H7V34H6ZM14 32H13V33H14ZM18 32H19V33H18ZM22 32H23V35L25 34V35H24V36L26 37L25 39H24V37H23V35H22ZM26 32H28V33H26ZM29 32L31 33V35H29V34H30ZM38 32H39V33H38ZM17 33L19 34V36H18ZM20 33H21V36L23 37V38L21 37V39H22V40L24 39V40H23L24 42L21 41V39H20ZM44 33H45L47 36H46V35L44 36ZM116 33H117V32H116ZM27 34H28L29 36H27ZM53 34L56 35L55 38H54V36L51 37V35H53ZM66 34H68V32H66ZM71 34H72V33H71ZM195 34H196V33H195ZM40 35H41V34H40ZM68 35H69V34H68ZM196 35H197V34H196ZM17 36H18L19 38H18ZM193 36H194V35H193ZM12 37H13V38H12ZM15 37H17V38H15ZM34 37H35V38H34ZM57 37H58V38H57ZM119 37H120V36H119ZM119 37H118V38H119ZM202 37H203V36H202ZM0 38H1V37H0ZM36 38H38V39H36ZM50 38L55 39V40L53 41V40L50 39ZM2 39H1V40H2ZM4 39H5V40H4ZM7 39H8V38H7ZM13 39H14L15 41H16V40H17V41H16V42H12V41H14ZM26 39H27L28 42L26 41ZM34 39H36V40H34ZM56 39H57V40H56ZM205 39H206V38H205ZM205 39H204V40H205ZM228 39H229V38H228ZM37 40H38V41H37ZM45 40H46V42H45ZM48 40H50V41L48 42ZM25 41H26V42H25ZM55 41H56V42H55ZM57 41H60V42L57 43ZM69 41H72V40H69ZM69 41H67V42H69ZM115 41H116V40H114V42H115ZM2 42H1V44H2ZM22 42H23V43H22ZM54 42L57 43V44H55ZM105 42H106V40H105ZM186 42H187V41H186ZM188 42H189V41H188ZM206 42H207V40H206ZM229 42H230V41H229ZM231 42H232V41H231ZM103 43H104V42H103ZM215 43H216V42H215ZM215 43H214V44H215ZM20 44H19V45H20ZM54 44L56 45V47H55ZM123 44H124V43H123ZM189 44H190V42H189ZM191 44H192V43H191ZM203 44H204V43H203ZM34 45H35L36 47H35ZM66 45H69V48H67L68 46L65 47ZM83 45H84V47L87 46V44H86V45L83 44ZM83 45H81V46H83ZM117 45H118V43H117ZM121 45H122V44H121ZM0 46H1V45H0ZM21 46H18V47H21ZM32 46H31V47H32ZM65 46H64V48H67V50H68V49L71 50V47H72L73 45H72L71 43H69V44H65ZM76 46H77V45H76ZM104 46H105V44L103 45V47H104ZM125 46H126V45H125ZM186 46H187V45H186ZM215 46H216V45H215ZM11 47H12V48H11ZM33 47H32V49H33ZM51 47H49V48H50V50H49L50 52L47 51V53H50L49 55H47V59L44 57L45 55L42 56V55H43V53H41L42 51L40 52L41 54H39V53L34 54L33 52L30 51L31 49L28 50V51H30V53H33L34 56H32V54L29 56L30 53H28V55H27V56H28V59H29V58H30V59H33L36 63L39 64V62H38L37 60H39V58L42 56V57H41V58H42V60H41L42 63H45V64H46L45 61L47 60L48 63H47L46 65H48V64L50 63V64H52V65H54V66H56V65H58V64H60V63H66V64H65V66H66V65H68V63H69L70 61H72V64H71V62H70L69 66H66L65 68H66V71H70V70H69V67H70V69L74 72V74L76 73V74H75V75H76V76H75L76 78H79L77 75H79V71H81V69H83V68H81V65H82V64H81V61H80L78 58H81V60H82L83 58H84L85 60H88V59H89V60L91 61V57H92V55H91V57H89V56L86 54L87 52L90 53L89 51H90L91 48H92V47H89V45H88V48H89L90 50L88 49V50H89V51H88V50L86 49L87 52H86V50L83 49L84 47L81 48V47H79V45L77 46V47H79L78 49L81 48L82 51L84 50L83 52H85V53H83L81 50H80L81 53H79L77 47H75V46L72 47L73 50H71V51H72L73 54H74L73 51L76 50V53L74 54V55H76V56H75V59H74V60H76L75 62H73V60H72L71 57H70V56L72 55V53H70V51L68 52V51L65 50L66 52H68V54H66L65 51L61 50L60 52H65V54H64V53H60V52L58 51L59 48H58L57 51H56V49L54 50V48H53V50H52ZM95 47H96V46H95ZM97 47H98V46H97ZM100 47H101V46H99V49H102V48H100ZM110 47H111V46H110ZM110 47H109V48H110ZM190 47H191V46H190ZM190 47H188V50L191 49ZM40 48H41V49H40ZM75 48H76V49H75ZM86 48H87V47H86ZM104 48H105V47H104ZM120 48H121V47H120ZM130 48H131V47H130ZM198 48H199V47H198ZM1 49H0V51H1ZM39 49H40V50H39ZM95 49H97V48H95ZM117 49H118V48H117ZM126 49H127V48H126ZM211 49H212V48H211ZM14 50H15V51H14ZM51 50H52L53 53L56 54V56H58L59 58L62 59L61 61H60V59H59V62H60V63L57 62L58 59H54V58H56V56H54L55 54L52 55L53 53L51 52ZM92 50H93V48H92ZM97 50H98V49H97ZM97 50H96V53H97ZM110 50H111V49H110ZM191 50H192V49H191ZM218 50H219V51H218ZM6 51H7V52H6ZM32 51H36V50H32ZM54 51H55V52H54ZM211 51H212V50H211ZM222 51H223V53H222ZM22 52H23V54H22ZM56 52H57V53H56ZM58 52H59V53H58ZM77 52H78L80 55H79ZM91 52H92V51H91ZM219 52H220V53H219ZM9 53H10V54H9ZM18 53H19V55H18ZM47 53H46V54H47ZM69 53H70V54H69ZM194 53H195V52H194ZM205 53H207V52H205ZM205 53H204V54H205ZM20 54H22V55L25 54V55H24V57H23V56L20 55ZM37 54H39V56H38ZM58 54H59V55H58ZM60 54H61V55H60ZM81 54H82V55H81ZM90 54H92V53H90ZM191 54H192V53H191ZM196 54H197V53H196ZM196 54H194V55H196ZM221 54H222L223 56H222ZM225 54H226L227 58H222V57H224ZM9 55H10V56H9ZM16 55H17V57H14V56H16ZM36 55H37V56H36ZM40 55H41V56H40ZM50 55H52V56H54V57H52V56H50ZM62 55H63V57H62ZM64 55H65V56H64ZM74 55H72V58H74ZM77 55H78L79 57H78ZM86 55H87V56H86ZM35 56H36L37 58H36ZM80 56H81V57H80ZM82 56H83V58H82ZM202 56H203V55H201V57H202ZM5 57H6L7 59H5ZM20 57H21L22 59H21ZM31 57H35L36 59H35V58H31ZM38 57H39V58H38ZM48 57H50V58H48ZM64 57H68V58H67L68 62H67V60H66V61L64 60ZM76 57H77V58H76ZM88 57H89V58H88ZM100 57H101V56H100ZM205 57H207V55H206ZM23 58H24V59H23ZM41 58H40V59H41ZM51 58H52V59H51ZM87 58H88V59H87ZM96 58H97V57H96ZM215 58H217L216 61L214 60ZM11 59H12V58H11ZM25 59H26V60H25ZM30 59H29V60H30ZM43 59H45V60H43ZM48 59H49V60H48ZM50 59H51L52 61H51ZM53 59H54V60H53ZM65 59H66V58H65ZM195 59H196V57H195ZM205 59H206V61L210 62L211 65H213V64H214V65L211 66V65L205 64V62H206ZM212 59H213V61H212ZM221 59H222V60H221ZM5 60H9V61L5 62ZM22 60H23V61H22ZM29 60H28V61H29ZM33 60H30V61H29V63L32 62V63H31L32 65H33V63H34ZM63 60H64V62H63ZM69 60H70V61H69ZM85 60H84V61H85ZM97 60H98V58H97ZM25 61H26V63H23V62H25ZM39 61H40V60H39ZM41 61H40V62H41ZM43 61H44V62H43ZM49 61H51V62H49ZM54 61H55V62H54ZM78 61H79L80 64H81V65L79 66L80 68L78 67L79 63L77 64ZM82 61H83V60H82ZM84 61H83V62H84ZM90 61H89V62H90ZM92 61H93V60H92ZM111 61H112V60H111ZM195 61H196V60H195ZM203 61H205V62H203ZM217 61H218V62H217ZM1 62H2V61L0 60V64L3 65V63H1ZM56 62H57L58 64H56ZM85 62H87V61H85ZM196 62H197V61H196ZM29 63H28V65H30ZM36 63H34V64H35V68H36V66L38 65V64L36 65ZM215 63H218V64H219V67H218V65H216ZM18 64H17V65H18ZM22 64H19V65L21 66ZM73 64H75V65L77 64V70L79 69L78 72H76V70L72 69V67H74V68L76 69V66H74ZM83 64H85V63H83ZM86 64H87V65L89 64L88 67H90V65H92V63L90 64V63H88V62H87ZM148 64H149V63H148ZM19 65H18V66H19ZM46 65H43V66H45V67H43V68H44L45 70L47 69V70L49 71V68H48ZM62 65H63V64H62ZM71 65H73V66H71ZM205 65H206V66H205ZM20 66H19V68H20ZM30 66H31V65H30ZM30 66H28V67H30ZM41 66H42V64H41ZM84 66H85V65H84ZM93 66H94V65H93ZM149 66H150V65H149ZM197 66H196V67H197ZM209 66L211 67V69L208 68ZM3 67H4V66H3ZM9 67H10V65H9ZM22 67H23V66H22ZM22 67H21V68H22ZM26 67H27V66H26ZM31 67H32V66H31ZM31 67H30V68H31ZM60 67H61V69H60L61 72H60L58 69H57V72L59 71L60 74H61L62 72H64V73L66 74L65 77L75 78V77H73L74 74H71V75H72V76H71V75L69 74V72H68V74L66 73L64 66L62 67V66L60 65ZM196 67H195V70L198 69V68L196 69ZM258 67L261 68V66H258ZM1 68H2V67H1ZM7 68H8V67H7ZM10 68H11V67H10ZM43 68L41 69L42 72H40V73H43V74H44L45 70H43ZM51 68H52V67H51ZM55 68H56V67H55ZM91 68H92V67H91ZM192 68H193V67H192ZM201 68H202V66H201ZM207 68H208V69H207ZM4 69H5V68H4ZM13 69H14V66H13ZM25 69L27 70L28 68H25ZM25 69H22V70L24 71ZM37 69L39 70V68H37ZM86 69H87V68H86ZM88 69H90V68H88ZM92 69H93V68H92ZM92 69L89 70L90 73H89V71H87L86 74H87V73L91 74ZM6 70H7V69H6ZM10 70H12V69H10ZM15 70H16V69H15ZM18 70H19V69H18ZM30 70H31V69H30ZM47 70H46V72H47ZM115 70H116V69H115ZM151 70L153 71L154 69H151ZM255 70H256V69H255ZM3 71H4V70H3ZM32 71H34V70H31V72H32ZM36 71H37V70H36ZM53 71H54V70H53ZM82 71H83V70H82ZM85 71H86V70H85ZM256 71H258L259 76L261 75V74L259 73L260 71H262L261 73L264 74V73H263L264 68H263L262 70H260V71H259V70H256ZM20 72H21V70H20ZM24 72H25V71H24ZM27 72H29V70H27ZM46 72H45L44 75H46V74L49 73V72H47V73H46ZM59 72H58V73H59ZM70 72H71V71H70ZM198 72H200V73L202 72V74H203V75H202L203 77L200 76V77H201V82L194 81V78H196ZM0 73H1V71H0ZM5 73H6V72H5ZM8 73H9V72H8ZM64 73H63V74H64ZM154 73H155V75L157 74V76H155V77H156V80H155L156 82L153 80V79H155V78H151V77H153V76H151V77H144V78H143L144 80L150 78V79H152L151 82L154 81L153 83L150 82V88H149V89H151V86H152L154 92H150V91L152 90V89H151V90L149 91L150 93L148 94L149 97H150V99H148V100H151V101H149V104H146V105L144 106V108H145L147 105H150V106H151L150 103L152 102V100H154L153 98H155L156 95H158L159 93H161L163 90L167 89L168 87L170 88V87H172V86L175 85V84L169 82V81L172 82V80H173L174 77H172L171 80H170V79L167 80V79H165V77H164V75H163L162 73H159V74H158V72H152V74H150V75H154ZM255 73H257V72H255ZM35 74H37V73H35ZM43 74H42V75H43ZM164 74H165V73H164ZM173 74H174V72H173ZM253 74H254V76H253ZM8 75H9V74H8ZM22 75H23V74H22ZM49 75H50V74H49ZM69 75H70V76H69ZM63 76H64V75H63ZM80 76H81V75H80ZM140 76H141V75L139 74L138 77L140 78ZM261 76L263 77V75H261ZM261 76H260V77H261ZM51 77H52V76H51ZM55 77H57V76H55ZM90 77H91V76H90ZM179 77H180V76H179ZM179 77H177V78H179ZM76 78H75V79H76ZM87 78H89V77H87ZM167 78H168V77H167ZM255 78H253V80H255ZM54 79H55V78H54ZM54 79H53V80H54ZM57 79H58V78H57ZM81 79H82V78H81ZM162 79L164 80V82L161 81ZM182 79H183V78H182ZM182 79H180V80H182ZM234 79H236V80L234 81ZM240 79H241V80H240ZM257 79H258V77H257ZM41 80H42V79H41ZM77 80H78V79H77ZM77 80L74 81V82H77ZM79 80H80V79H79ZM85 80H86V79H85ZM90 80H91V78H90ZM237 80H238V81H237ZM260 80H261V79H260ZM50 81H51V80H50ZM55 81H57V80H55ZM83 81H84V80H83ZM83 81H82V82H83ZM185 81H184V82H185ZM224 81H225V82H224ZM240 81H242V82H240ZM249 81H250V80H249ZM263 81H264V80H263ZM53 82H54V81H53ZM57 82H58V81H57ZM177 82H179V81H177ZM181 82H182V81H180V83H181ZM184 82H182V85L179 83V85L182 86V87H183V86H186V85H184ZM239 82H240V83H239ZM54 83H56V82H54ZM54 83H53V84H54ZM80 83H81V82H80ZM174 83H176V82L174 81ZM247 83H248V82H247ZM249 83H250V82H249ZM249 83H248V84H249ZM252 83H253V82H252ZM53 84L51 83V86H52ZM56 84H57V83H56ZM56 84H55V86H56ZM58 84H59V83H58ZM73 84H75V83H73ZM153 84H154V86H153ZM213 84H214V85H213ZM237 84H236V85H237ZM239 84H240L241 87L238 89ZM248 84H244V83H243V85H248ZM257 84H258V83H257ZM32 85H33V84H32ZM60 85H61V84H60ZM75 85H76V84H75ZM83 85H84V84H83ZM88 85H90V84H88ZM225 85H226V84H225ZM249 85H250V84H249ZM253 85H254V84H253ZM262 85H263V84H262ZM176 86H178V85L176 84ZM180 86H179V87H180ZM41 87H42V86H41ZM44 87H45V86H44ZM52 87H54V85H53ZM64 87H65V86H64ZM89 87H92V86H89ZM89 87H87V88L89 89ZM154 87H155V89H154ZM188 87H189V85H188ZM188 87H187V88H188ZM223 87H224V86H223ZM223 87H222V89L225 90L224 88H226V87H224V88H223ZM253 87H254V86H253ZM256 87H257V86H256ZM260 87H261V86H260ZM183 88H184V87H183ZM191 88H192V86H191ZM191 88H190V89H191ZM200 88H201L202 90H201ZM244 88H245V87H244ZM47 89H48V88H47ZM69 89H71V88L69 87ZM85 89H86V88H85ZM88 89H87V90H88ZM92 89H93V88H92ZM259 89H260V88H259ZM259 89H257V91H259ZM44 90H45V89H44ZM72 90H73V92H74L75 95H76V92H79L81 89H80V90H79V89H71L70 91H72ZM75 90H76V92H75ZM78 90H79V91H78ZM83 90H84V88L82 89V91H83ZM87 90H85V92L83 91L84 93H79V94H80V97H81L82 94H85L84 96L87 98V100L84 99V98H85L84 96H82V97H81V98H82V101L80 102V100H79L78 105H79V104H82V103H85V102H95V103H99L100 105L105 106V107H107L108 109L112 110V112H114L115 115L118 116L119 119L122 120V123H123V122H125V123L127 122V125H128V123H129V124L131 123V122H129V119H128V113H129L128 110H131V109H133V108H127V104H126V102L120 101V100H118L117 98H115V100L117 101V103L115 104V103L112 102V101H114V100H112V99H108V100H107V99H106L107 96H105L104 92L98 90L97 88H96L95 93H94L95 97H91V95H90V93H89V90H88V92H86ZM153 90H152V91H153ZM192 90H193V89H192ZM252 90H254V88H253ZM255 90H256V89H255ZM261 90H262V89H261ZM70 91H69L68 93L71 94ZM171 91H172V90H171ZM173 91H174V90H173ZM173 91H172V92H173ZM193 91H194V90H193ZM80 92H81V91H80ZM175 92H176V91H175ZM225 92H226V91H225ZM253 92L256 93V91H253ZM253 92H252V93H253ZM57 93H58V92H57ZM86 93H88V95H86ZM109 93H110V94H109L110 96H113V95H114V93H112V92H109ZM52 94H53V93H52ZM79 94L77 93V97L79 96ZM178 94H179V93H178ZM235 94H236V93H235ZM242 94L245 95L243 92H242ZM257 94H258V93H257ZM45 95H46V94H45ZM48 95H50V94L48 93ZM66 95H67V94H66ZM66 95H65V96H66ZM68 95H69V94H68ZM72 95H73V93H72ZM75 95H74V96H75ZM148 95H147V97H148ZM175 95H176V94H175ZM175 95H174V96H175ZM199 95L201 96V94H199ZM222 95H223V94H222ZM253 95H254V94H253ZM253 95H252V96H253ZM258 95H260V94H258ZM258 95H257V96H258ZM261 95H262V94H261ZM51 96H52V95H51ZM170 96H171V95H170ZM209 96H212V93H211ZM209 96H208V97H209ZM224 96H225V95H224ZM238 96H239V94H238ZM249 96H250V95H249ZM249 96L247 97V95H246L245 97H247L248 99H246V98H245V99H246L247 101H248L249 99L252 101V99L249 98ZM44 97H45V96H44ZM46 97H47V96H46ZM69 97H70V96H68V97H64V98H66V99H65L66 101L64 100V105H66L69 101H71V100L74 99V97H73V99H72V96H71L70 100L67 101V99H68ZM145 97H146V96H145ZM175 97H176V96H175ZM220 97H221V95H220ZM260 97H261V96H260ZM55 98H57V97H55ZM59 98H60V97H59ZM92 98H94V99H92ZM184 98H185V97H184ZM212 98H213V97H212ZM223 98H224V97H223ZM238 98L240 99V96H239ZM241 98H243V97H241ZM46 99H47V98H46ZM57 99H58V98H57ZM75 99H77V98H75ZM75 99H74V101H75ZM186 99H187V98H186ZM255 99H256V98H255ZM259 99H260V98H259ZM261 99H262V98H261ZM261 99H260V100H261ZM39 100H40V99H39ZM52 100L55 102V99L52 98ZM52 100H51L52 103L49 101V102L51 103L50 105H51V106L56 105V103L54 104V102H53ZM177 100H179V99H177ZM180 100H181V99H180ZM184 100H185V99H184ZM224 100H225V98H224ZM240 100H241V99H240ZM250 100H249L248 102H250ZM256 100H257V99H256ZM34 101H35V100H34ZM43 101H44V100H43ZM43 101H42V102H43ZM56 101H57V100H56ZM241 101H242V100H241ZM243 101H244V99H243ZM257 101H258V100H257ZM47 102H48V101H46L45 103H47ZM49 102H48V103H49ZM61 102L63 103V101H61ZM61 102H59L58 104L62 105V106H63V109L60 108V106H57L56 110L61 109V110L64 111V105L61 104ZM75 102H77V101H75ZM185 102H187V101H185ZM208 102H209V101H208ZM212 102H214V100L211 101V99H210V103H212ZM219 102H220V101H219ZM261 102L263 103L262 100H261ZM140 103H141V102H140ZM140 103L137 104V105H138V106H139V105L142 106V105L144 104V103H143V104H140ZM172 103H173V102H172ZM174 103H176V102H174ZM224 103H225V101H224ZM242 103H243V102H242ZM246 103H247V102H246ZM251 103H252V104H251ZM256 103H257V102L253 103V101H252V102H250L248 105H247V104H245V105H247V107H248L249 105H250V106L252 105L251 107L253 108V104H256ZM262 103H259V104H262ZM41 104H42V103H41ZM41 104H40V106H41ZM70 104H72V103L70 102ZM70 104L68 103V105H70ZM156 104H157V103H156ZM156 104H155V105H156ZM176 104H178V103H176ZM257 104H258V103H257ZM42 105H44V104H42ZM45 105H46V104H45ZM178 105H179V104H178ZM242 105H243V104H242ZM262 105H263V104H262ZM262 105H261V106H262ZM159 106H160V105H159ZM188 106H189V105H188ZM211 106H212V104H211ZM223 106H224V105H223ZM258 106H259V105H257V107H258ZM54 107H55V106H53V108H52V107H49V108H50L49 112H50V114L52 113V114H51L52 116H53V112H52V111H54ZM58 107H59V108H58ZM133 107L135 108V106H133ZM148 107H149V106H148ZM148 107L145 108V109H143V110L145 111V110L149 109ZM189 107H190V106H189ZM212 107H213V106H212ZM247 107H244V108H247ZM257 107H256V110H257V112H258V111H260V110H258L259 108H257ZM47 108H48V107H47ZM139 108H140V107H139ZM190 108H191V107H190ZM248 108H250V107H248ZM252 108H250V109H252ZM254 108H255V107H254ZM127 109H128V110H127ZM137 109H138V107H137ZM163 109H164V108H163ZM25 110H26V109H25ZM56 110H55V111H56ZM66 110H68V109H66ZM140 110H141V109H140ZM157 110H158V109H157ZM184 110H185V108H184ZM184 110H183V111H184ZM241 110H243V109H241ZM34 111H35V110H34ZM36 111H37V109H36ZM59 111H60V110H59ZM134 111L137 112V110H134ZM185 111H187V110H185ZM243 111H244V110H243ZM247 111H248V109H246V112L244 111L245 114L248 113ZM253 111L255 112L254 109L252 110V112H253ZM65 112L67 113V111H64L63 113L65 114ZM138 112H139V111H138ZM138 112H137V113H138ZM145 112H146V111H145ZM148 112H149V110H148ZM188 112H189V111H188ZM188 112H186L185 115H187ZM210 112H211V111H210ZM220 112H221V111H220ZM132 113H133V112H132ZM132 113H130V117H132V116H131ZM140 113H142V112H140ZM162 113H163V112H162ZM250 113H251V110H250ZM259 113L261 114L262 112H259ZM259 113H258V114H259ZM263 113H264V112H263ZM263 113H262V115H264ZM42 114H44V113H42ZM50 114H47V121L49 120ZM57 114H58V113H57ZM64 114L62 115L63 117H65ZM134 114H135V113H134ZM147 114H148V113L146 112V115H145V116H147ZM154 114H155V113H154ZM169 114H170V113H169ZM252 114H253V113H252ZM252 114H251V115H252ZM256 114H257V113H256ZM256 114H254V115H256ZM258 114H257V115H258ZM260 114H259V115H260ZM141 115H144V114H141ZM163 115H164V113H163ZM182 115H183V114H182ZM188 115H189V114H188ZM246 115H247V114H246ZM246 115H245V116H246ZM262 115H261V116H262ZM52 116H51V117H52ZM133 116H135V115H133ZM153 116H154V115H153ZM158 116H159V115H158ZM169 116H170V115H169ZM214 116H215V115H214ZM261 116H260V117H261ZM51 117H50V118H51ZM63 117H60V118L62 119ZM136 117H138V116H136ZM141 117H143V116H141ZM186 117H187V116H186ZM262 117H263V116H262ZM133 118H134V117H133ZM139 118H140V117H139ZM148 118H149V117H148ZM158 118H160V116H159ZM166 118H167V116H166ZM215 118H216V117H214V120H215ZM248 118H249V117H247V118L245 117L244 119L247 120ZM56 119H58V118H56ZM145 119H147V118H145ZM156 119H157V118H156ZM236 119H237V118H236ZM251 119H253V118H251ZM251 119H250V120H251ZM44 120H45V119H44ZM59 120H60V119H58V121H59ZM127 120H128V121H127ZM139 120H140V119H139ZM147 120H148V119H147ZM167 120H168V119H167ZM169 120H170V118H169ZM172 120H173V119H172ZM238 120H239V119H238ZM130 121H133V120L130 119ZM135 121H137V120H135ZM144 121H145V120H144ZM156 121H157V120H156ZM170 121H171V120H170ZM236 121H237V120H236ZM236 121H235V122H236ZM241 121H243V120H241ZM241 121H240V122H241ZM261 121H264V118L261 119ZM146 122H147V121H146ZM146 122H145V124H146ZM215 122H216V120H215ZM247 122H249V121L247 120ZM252 122H253V121H252ZM48 123H49V121H48ZM60 123H61V121H60ZM120 123H121V122H120ZM122 123H121V124H122ZM133 123H134V122H133ZM148 123H149V122H147V126L149 125ZM245 123H246V121H245ZM253 123H254V122H253ZM136 124H137V123H136ZM263 124H264V123H263ZM43 125H45V124H43ZM133 125H135V123H134ZM133 125H132V126H133ZM139 125H140V123H139ZM141 125H142V123H141ZM141 125H140V126H141ZM240 125H241V123H240ZM244 125H245V124H244ZM246 125H248V124H246ZM253 125H254V124H253ZM258 125H259V124H258ZM46 126H47V125H46ZM122 126H123V125H122ZM145 126H146V125H144V127H145ZM149 126H150V125H149ZM43 127H45V126H43ZM126 127H127V126H126ZM134 127H135V126H134ZM134 127H133V128H134ZM121 128H122V127H121ZM123 128H124V127H123ZM128 128H130L129 125H128ZM146 128H147V127H146ZM148 128H149V127H148ZM42 129H44V128H42ZM42 129H41V131H43V133H44V135H45V137H44L45 140L42 139V140H44V141H41V142H42V144L44 143L43 146H45V148H46L45 151L48 150L49 155H50V153H52V152L55 150V151L52 153L54 156H53V155H52V156H53L54 158H55V154H57V155L59 156L58 153L61 152V151L59 152V149H60V148H59L58 150H56L57 148L55 149V147H54V145H55L58 141H57V139H56V140L54 139L53 135H51V134H52V131L54 130V127H51L50 125H48V127H47L46 129H44L45 131L42 130ZM137 129H139V128H137ZM142 129H143V128H142ZM160 129H161V128H160ZM31 130H32L31 133H33V132L35 131V129H34V130L31 129ZM31 130H30V131H31ZM39 130H40V129H39ZM55 130H56V129H55ZM122 130H124V131H123L124 133H123V132H122V133L125 134V129H122ZM131 130H132V128H131ZM145 130H146V129H145ZM150 130H151V129H150ZM129 131H130V130H129ZM143 131H144V130H143ZM152 131H153V130H152ZM131 132H132V131H131ZM137 132H139V131L137 130ZM147 132H149V129L147 130ZM127 133H128V131H127ZM129 133H130V132H129ZM141 133H142V132H141ZM145 133H146V132H145ZM145 133H144V134H145ZM206 133H207V132H206ZM34 134H35V133H34ZM36 134H37V133H36ZM36 134H35V135H36ZM39 134H40V133H39ZM123 134H122V135H123ZM133 134H134V133H133ZM133 134H132V135H133ZM135 134H137V133L135 132ZM31 135H32V134H31ZM35 135H34V136H35ZM40 135H41V134H40ZM44 135H42V136H44ZM142 135H143V134H142ZM145 135H147V134H145ZM152 135H154V134H152ZM152 135H150V136H152ZM42 136H39V138H40L39 140H41V138H43ZM127 136H128V134H127ZM143 136H144V135H143ZM143 136H142V137H143ZM150 136H149V137H150ZM35 137H37L36 139H37V141H38V136H35ZM123 137H125V136H123ZM123 137H122V139H123ZM129 137H130V135H129ZM140 137H141V136H140ZM130 138H131V137H130ZM130 138H129V139H130ZM135 138H136V137H135ZM143 138H144V137H143ZM145 138H146V137H145ZM122 139H121V141H122L121 143L123 144L124 139H123V140H122ZM125 139H127V138H125ZM146 139H147V138H146ZM134 140H135V139H134ZM134 140H132V141H133V142H136V141H134ZM136 140H137V139H136ZM139 140H141V139H139ZM124 142H125V141H124ZM133 142H132V143H133ZM142 142H143V141H142ZM160 142H161V141H160ZM37 144H38V143H37ZM42 144H41V145H42ZM119 144H120V142H119ZM125 144H126V143H125ZM125 144H123V145H125ZM138 144H139V143H138ZM140 144L143 145L142 143H140ZM204 144H205V143H204ZM126 145H127V144H126ZM162 145H163V144H162ZM205 145H206V144H205ZM46 146H47V147H46ZM143 146L145 147V145H143ZM148 146H149V145H147V147H148ZM136 147H137V146H136ZM203 147H204V146H203ZM42 148H44V147H42ZM47 148H48V149H47ZM124 148H125V147H124ZM205 148H206V147H205ZM40 149H41V148H40ZM122 149H123V147L121 148V151H123ZM142 149H143V148H142ZM146 149H147V148H146ZM168 149H169V148H168ZM187 149H188V148H187ZM187 149H186V150H187ZM192 149H194V148H192ZM52 150H53V151H52ZM139 150H140V149H139ZM148 150H149V152H150V149H148ZM117 151H118V150H117ZM136 151H137V149H136ZM164 151H165V150H164ZM167 151H168V150H167ZM169 151H170V150H169ZM180 151H182L181 153L184 152V151L181 150V149H180ZM188 151H189V149H188ZM37 152H39V151H37ZM42 152H43V151H42ZM204 152H205V151H204ZM43 153H44V152H43ZM54 153H55V154H54ZM119 153H120V152H119ZM127 153H128V151H127ZM154 153H155V152H154ZM170 153H171V152H170ZM173 153H174V152H172V154H173ZM176 153H179V151L177 150ZM185 153H186V151H185ZM185 153L183 154V156L185 155ZM46 154H47V153H46ZM46 154H45V155H46ZM61 154H62V153H61ZM61 154H60V155H61ZM124 154H125V153H124ZM145 154H146V151H145ZM172 154H171V155H172ZM204 154H205V153H204ZM5 155H6V154L3 155V154L0 152V185H1L0 188L2 187V188L0 189V193H1V194H0V219L3 218V220H4V218H5L6 221H7L8 219H10L11 222H10V221H9V222H10L11 225L13 224L12 227H14L15 225H18V226H19L18 233L21 235V237H19V238H20L19 240H18V238L15 239L16 241H17V240L20 241V245H18L19 247H17V242L15 243L14 240H13L14 243H12L13 245H10V244H9L8 246H5V245H6V244H5V245L3 246V245H2V244H3L2 241H3L4 239H6V238H5L6 236L4 237L3 234H4V235H6V234L3 233L4 229L0 227L1 230L3 229V231H2L3 234L0 233V264H31V263H32V260H33V258H34V257H33L34 254L31 256V254L28 253V251H29V245H28V242H29V241H30L31 243L33 242V240L29 238V235H30V236H32V235H31V234L29 233V231H28V226H29L28 224H29V222H30L31 220L27 223V220L25 221L24 219H22V218H25V219H26V213H25L24 215H21L20 213H18V214H20V215L22 216V217H21V216H18V217L21 218L22 220H24V223H22L23 221L21 222V220H20V223H19V222H18L19 220H17V221L14 220V219H17L16 216L13 215L14 218L12 219V218H11L12 216H11V214L9 213V216H10V218H9V217H8V214L5 213V211H4V209H3V201H5V200H6V202H7V201H10L11 203H13V202H14V203H16V202L18 203L19 200H20V202H22L21 200H24V202H25L26 199L29 200V197H28V198H27V197H24L25 195L22 193L23 191H24V193H25L24 188H26V187H25V186H26V183H27L29 180H28V181L25 180V178H24L25 176H23V175L21 174V172L18 170V168H17V166H16L17 163H16V165H15V164H14L15 162H14L13 160H9V158H7V156H5ZM43 155H44V154H43ZM57 155H56V156H57ZM62 155H63V154H62ZM62 155H61V156H62ZM142 155H143V154H142ZM156 155H157V154H156ZM174 155H175V154H174ZM174 155H173V156H174ZM179 155H180V154H179ZM179 155H178V156H179ZM186 155H187V154H186ZM50 156H51V155H50ZM61 156H59V157L61 158ZM111 156H113V155H111ZM151 156H152V155H151ZM169 156H170V155H169ZM178 156L176 155V156H174V157H178ZM183 156H182V154L180 155L181 159H182V158L185 159V157H183ZM70 157H71V156H70ZM70 157H69V158H70ZM164 157H165V156H164ZM170 157H171V156H170ZM50 158H51V157H50ZM54 158H52V159H54ZM62 158H63V160H65L64 157H62ZM113 158H115V157H113ZM116 158H117V157H116ZM168 158H169V157H168ZM55 159H56V158H55ZM55 159H54V160H55ZM118 159H119V158H118ZM165 159H167V157H165ZM76 160H78V159L76 158ZM158 160H159V159H158ZM11 161L14 162V163H12ZM67 161H68V160H67ZM69 161H70V159H69ZM69 161H68V162H69ZM79 161H80V160H79ZM81 161H82V160H81ZM98 162H99V161H98ZM23 163H24V162H23ZM26 163H27V162H25V164H26ZM55 163H56V161H55ZM65 163H67V162H65ZM81 163H82V162H81ZM84 163H85V162H84ZM84 163H82L83 165L78 163V167H79L80 165L86 167L85 164H86L87 162H86L85 164H84ZM263 163H264V161H263ZM20 164H21V163H20ZM71 164H72V163H71ZM87 164H88V163H87ZM95 164H96V163H95ZM95 164H94V165H95ZM261 164H262V163H261ZM49 165H50V164H49ZM88 165H90V164H88ZM27 166H28V165L26 164V167H27ZM55 166H57V165H55ZM73 166H74V165H73ZM76 166H77V164H76ZM76 166H75V167H76ZM81 166H80V167H81ZM92 166H93V165H92ZM92 166H91V167H92ZM95 166H96V165H95ZM201 166H202V165H201ZM18 167H19V169H20V166H18ZM24 167H25V166H24ZM52 167H53V166H52ZM58 167H59V166H58ZM80 167H79V168H80ZM157 167H158V166H157ZM48 168H49V166H48ZM162 168H163V167L161 166V168H156V169H160V170H161ZM189 168H190V167H189ZM189 168L186 169V170H187V173H188V171H189V173H190V169H189ZM195 168H196V167H195ZM23 169H24V168H23ZM53 169H54V167H53ZM84 169H85V168H80V170H81V171L79 170L80 173H81L82 170H84ZM93 169H94V168H93ZM99 169H100V168H99ZM105 169H106V168H105ZM156 169H155V170H156ZM197 169H198V168H197ZM24 170H25V169H24ZM26 170H27V169H26ZM26 170H25V171H26ZM87 170H88V169H87ZM235 170H236V173H237V175H238L237 178H239L238 180H240L239 182L243 183V180H244L243 177H244V176H247V177H246V181H245V183H244L245 188H246V185H247V186L249 185L248 188H246L248 191H245L246 189L243 187L245 190H244L243 193H240V196H242V194H245V195H246V192H248L249 195H250V194L252 195L254 192L258 191V189L262 191V189H261L262 187H261L260 185H263L264 182H263L262 184L259 182V183H258L259 186H260V187H259V186H257V184L255 185V184L253 183V180H254V179L257 177V175H258V177H257L258 179H255V180L261 181V180H260V177L263 175L262 173H264V172H263L264 170H263V171H260V170L257 168V171L259 170L260 173L262 172L260 175H259V172H256V171H253V172H252V169H251L252 174H251V172L248 171L246 168H245V169H240L239 167H236ZM253 170H255V169H253ZM261 170H262V169H261ZM74 171H75V170H74ZM191 171H192V169H191ZM199 171H200V169H199ZM22 172H24V171H22ZM204 172H205V171H204ZM248 172H250V173L248 174ZM254 172H256L257 175L254 174ZM26 173H27V172H26ZM191 173H192V172H191ZM24 174H25V172H24ZM27 174H28V173H27ZM82 174H83V172H82ZM82 174H81V175H82ZM154 174H156V172H154ZM154 174H153V175H154ZM158 174H159V173H158ZM184 174L186 175V172H185ZM184 174H183V176H184ZM194 174H195V173H194ZM25 175H26V174H25ZM28 175H29V174H28ZM156 175H157V174H156ZM189 175H190V174H188L187 176H189ZM197 175H199V174H197ZM200 175H201V173H200ZM251 175H252V176H253V175H256V176L252 177ZM86 176H89V177L91 176V177H92V176H95V174H94V175H89V172H88V173H85V177H86ZM96 176H97V175H96ZM146 176H147V173H146ZM157 176H158V175H157ZM183 176H180V178H178V179L181 180V179L183 178ZM190 176H191V175H190ZM259 176H260V177H259ZM28 177H29V176H28ZM28 177H27V178H28ZM81 177H84V175L81 176ZM85 177H84V178H85ZM89 177H88V178H89ZM148 177H149V176H148ZM150 177H151V176H150ZM154 177L157 179L156 176H154ZM250 177H252V178H254V179L252 180V179H250ZM262 177H263V176H262ZM155 178H154V179H155ZM263 178H264V177H263ZM184 179H185V180H182V181H184V182H181L180 180H178V182H177L178 184L176 183V181H175V184H176L177 186H181V187L188 186L189 184H188V182H186V179H187L186 176H184ZM146 180H147V179H146ZM262 180H263V179H262ZM147 181H148V180H147ZM147 181H146V183H147ZM156 181H157V180H156ZM82 182H83V181H82ZM82 182H81V183H82ZM249 182H251V183L253 184V186L255 185V190L253 189V186H250L251 183L249 184ZM29 183H31V182L29 181ZM156 183H157V182H156ZM179 183H180V184H179ZM181 183H182V184H181ZM184 183H187V185H186V184L183 185ZM237 183H238V182H237ZM190 184H191V183H190ZM252 184H251V185H252ZM147 185H148V184H147ZM176 185H175V187H176ZM236 185H237V184H236ZM236 185H235V186H236ZM29 186H30V185H29ZM237 186H238V185H237ZM239 186H240V185H239ZM151 187H152V186H151ZM163 187H164V186H163ZM173 187H174V186H173ZM173 187H172V188H173ZM181 187H180V190L182 189ZM188 187H189V186H188ZM251 187H252V189H251ZM256 187H258L257 190H256ZM28 188H29V187H28ZM185 188H186V187H185ZM235 188H236V187H235ZM235 188H234V189H235ZM249 188H250V189H249ZM148 189H149V187H148ZM153 189H154V188H153ZM173 189H176V188H173ZM177 189H178V187H177ZM183 189H184V188H183ZM263 189H264V187H263ZM171 190H172V189H171ZM187 190L189 191V189H187ZM239 190H240V192H242L243 189H242V188H241V189L239 188ZM249 190H250V191H254V192H251V193H250ZM28 191H29V189H28ZM151 191H152V190H151ZM185 191H186V190H185ZM29 192H30V191H29ZM152 192H154V191H152ZM175 192H176V191H175ZM178 192H179V191H178ZM180 192H181V191H180ZM233 192H234V190H233ZM236 192H237V191H236ZM263 192H264V191H263ZM263 192H262V193H260V192H256V193H258V194H259V193L262 194V195L259 194V196H260L259 199H260V200H261L262 197H264V193H263ZM16 193H17L18 195H17ZM19 193H21V194H19ZM27 193H28V192H27ZM27 193H26V195H27ZM168 193H169V192H168ZM171 193H173V192L171 191ZM181 193H182V192H181ZM181 193H180V194H181ZM188 193H189V192H188ZM256 193H255V195H256ZM28 194H29V193H28ZM150 194H151V193H150ZM153 194L155 195V192H154ZM238 194H239V192H238ZM238 194H237V193H236V194L234 193V194H231V195H232V196H235V195H238ZM248 194L246 195L247 197H245L244 195L242 196V197H243L242 199L245 200V202L242 201L241 197L236 198V196H235V198H234V197H232L231 195L228 196L227 198L232 197V199H234V200H232V201H236L237 199H240L241 201L237 200V202H238V201H239V202H238V203L235 202L234 206L237 208V210H236L235 207H233V204H231V203L229 202V201H230V199H229V201H228L229 203H228V204H230L229 207H232V208H229V207H228V208L225 209V210L232 211V214H233L234 211H235V212H238V213L240 212V213H241L240 215H243V211H244L245 209H247L246 211H244V213H246V214L249 212V211H248L249 209H250V211L254 210L253 208H255V206H256L258 203H259V204H261V203H260V202L257 203L258 199L255 197V199H257V200H254V199L252 198L253 196L251 197V195H250V198L254 201V204L251 203V199L248 198ZM19 195H20V196H19ZM157 195H158V194H157ZM174 195H175V194H174ZM183 195H184V194H183ZM185 195H188V194L185 193ZM21 196H23V199H21ZM169 196H170V194H169ZM188 196H189V195H188ZM190 196H191V195H190ZM261 196H262V197H261ZM19 197H20V198H19ZM155 197H156V195H155ZM171 197H172V196H171ZM173 197H174V196H173ZM180 197H181V196H179L178 198H180ZM185 197H186V196H185ZM191 197H192V196H191ZM206 197H207V195H206ZM237 197H238V196H237ZM25 198H26V199H25ZM176 198H177V197H176ZM178 198H177V199H178ZM188 198H189V197H188ZM245 198H246V199H245ZM185 199H186V198H185ZM190 199H191V198H190ZM206 199H207V200H206ZM262 199H263V198H262ZM27 200H26V201H27ZM151 200H152V199H151ZM153 200H154V199H153ZM168 200H169V198H168ZM179 200H180V199H179ZM192 200H193V199H192ZM202 200H206V201L208 202V204L204 203V204H206V205H205V211H204V208H203V207H200V206H199V211H198V210L195 211L194 208H198V206L196 205L197 207H193V209H194L195 212H197V214H196L195 212H193V210H192V212L194 213V215H197V216H198V213H200V210H201L200 208H202L201 213L204 212V213H205V216H206V211H207L206 207L209 208V207H210V204H211V208H212L214 205H216V210H215V209L210 210V208H209V210L212 211V213H214L213 211H215V212L217 211V212H218L219 209L217 208V205H218V204L216 203L217 201H218L219 203H223V204H219L220 206L218 205V207H224V202H223V201H219V200H217V201L215 202V201L213 200L216 204H214V202H213V203L210 202V204H209L208 198H204V197H203ZM202 200L200 199L201 202H202ZM247 200H248V202H250V205H248L249 203L246 202ZM260 200H259V201H260ZM15 201H16V202H15ZM147 201H148V200H147ZM159 201H160V200H159ZM170 201H171V200H170ZM182 201H183V200H182ZM224 201L227 202L226 199H224ZM253 201H252V202H253ZM27 202H28V201H27ZM149 202H150V201H149ZM154 202H155V201H154ZM154 202H153V203H154ZM157 202H158V201H157ZM161 202H163V201H161ZM189 202H190V201H189ZM192 202H194V201H192ZM242 202H243V203H242ZM263 202H264V201H263ZM151 203H152V202H151ZM179 203H180V201H179ZM184 203H185V202H184ZM184 203L182 202L183 205H184ZM199 203H200V202H199ZM236 203L239 204V205L236 206ZM245 203H246V205H248V207H250V208H247L246 206H245L246 208H243V207H244L243 204H245ZM158 204H159V202H158ZM171 204H172V203H170V205H171ZM193 204H194V203H193ZM195 204H198V203L196 202ZM204 204H203V205H204ZM251 204H252L253 206H252ZM23 205H24V203H23ZM151 205H152V204H151ZM156 205H157V203H156ZM166 205H167V204H166ZM177 205H179V204H176V206H174V208H177ZM180 205H181V203H180ZM203 205H202V206H203ZM207 205H208V206H207ZM241 205H242V208H241ZM17 206H18V208H19L20 205L17 204ZM171 206H172V205H171ZM184 206H185V205H184ZM188 206H189V205H186L185 207H187V209H188V208H189ZM238 206H239V207H238ZM34 207H35V205H34ZM154 207H156V206H153V209H154ZM160 207H161V205H160ZM163 207H165V206H163ZM167 207H169L168 209H170V206H167ZM181 207H182V206H181ZM185 207H184V209H185ZM191 207H192V206H191ZM251 207H253V208H251ZM263 207H264V204H263ZM21 208H22V207H21ZM35 208H37V206H36ZM157 208H159V207H156V209H154V210H157ZM174 208H173V211H174V210H176L175 212H177V210L179 211V208H178V209H174ZM182 208H183V207H182ZM213 208H215V207H213ZM257 208L260 209V207H257ZM11 209H12V207H11ZM37 209H38V208H37ZM37 209H36V210H37ZM40 209L42 210V208H39V211H40ZM168 209H167V211H169ZM187 209H186V210H187ZM191 209H192V208H191ZM191 209H190L189 211H191ZM217 209H218V210H217ZM221 209H223V208H221ZM232 209H233L234 211H233ZM238 209H239V211H238ZM14 210H15V209H14ZM146 210H147V209H146ZM160 210H161V209H160ZM171 210H172V209H171ZM181 210H182V209H181ZM186 210H184V211H186ZM242 210H243V211H242ZM255 210H256V209H255ZM261 210H263V208H261ZM17 211H18V210H17ZM152 211H153V210H152ZM163 211H165V210L162 209V212H163ZM182 211H183V210H182ZM241 211H242V212H241ZM247 211H248V212H247ZM259 211H260V210H259ZM12 212H13V211H12ZM19 212H20V211H19ZM28 212H29V211H28ZM145 212H146V211H145ZM145 212H144V213H145ZM160 212H161V211H160ZM165 212H166V211H165ZM169 212H170V211H169ZM187 212H188V211H187ZM207 212H208V211H207ZM221 212H222V211H221ZM256 212H257V215L255 214L256 217H257L258 215H259V216L261 215V214H259V213H261V212L258 213V210H257ZM146 213H147V212H146ZM170 213H171V212H170ZM173 213H174V212H173ZM178 213L180 214L181 212H178ZM201 213L199 214V216L201 215ZM209 213H210V212H209ZM238 213H237V214H238ZM249 213H250V212H249ZM249 213H248L247 215H250V216H251V214H252V216H251L250 219L253 220L254 223L257 222L256 226L259 227V226L261 225L262 228L260 229V231L264 232V221H263L264 219L262 220L261 217H260V218L257 217L256 220L254 221V219H252V217H255V216H254V213H251V214H249ZM262 213H263V211H262ZM153 214H154V213H153ZM164 214H165V213H164ZM174 214H177V213H174ZM184 214H186V212L183 213V215H184ZM187 214H189V212H188ZM187 214H186V215H187ZM234 214H235V213H234ZM246 214H245V216H246V217H249V216H247ZM155 215H157V214L155 213ZM165 215H167L168 218L170 217V216H168V215H169L168 213L165 214ZM170 215H171V214H170ZM172 215H173V214H172ZM189 215H190V214H189ZM192 215H193V214H192ZM192 215H191V216H192ZM194 215L192 216V220H194ZM59 216H60V217L63 216V211H61V213L58 214V217H59ZM142 216H143V215H142ZM160 216H161V214H160ZM178 216H179V215H177V217H178ZM203 216H204V215H203ZM261 216L263 217L264 214H262ZM27 217H28V216H27ZM63 217H64V216H63ZM139 217H140V216H139ZM147 217H148V216H147ZM147 217H146V218H147ZM150 217H151V216H150ZM154 217H155V216H153V218L151 217V218H152V221H154V225L157 224V227H159V226H158V222L155 224V221H157V220H156ZM158 217H159V216L157 215V218H158ZM161 217H162V216H161ZM163 217H164V215H163ZM173 217H174V216H172V218H173ZM183 217L186 218V217H189V216H188V215H187L186 217H185V215L182 216V213H181V215H180L178 218H179V220H181L180 218H183ZM201 217H202V215H201ZM146 218H145V220L148 221L149 218H147V219H146ZM164 218H165V217H164ZM170 218H171V217H170ZM172 218H171V219H172ZM178 218H177V219H178ZM189 218H190V217H189ZM189 218H188V219H189ZM198 218H199V217H198ZM204 218H205V217H204ZM242 218H243V216H242ZM263 218H264V217H263ZM62 219H63V218H62ZM137 219H138V218H137ZM137 219H136V221H137ZM153 219H155V220H153ZM166 219H167V218H166ZM174 219H175V218H174ZM188 219L186 218L187 221H188ZM195 219H196V218H195ZM240 219H241V218H240ZM12 220H13V221H12ZM28 220H29V219H28ZM60 220H61V219H60ZM60 220H59V221H60ZM63 220L66 221L65 219H63ZM138 220H139V219H138ZM150 220H151V219H150ZM150 220H149V221H150ZM163 220H164V219H163ZM184 220H185V219H184ZM198 220H200V218H199ZM205 220H206V219H205ZM44 221H45V220H44ZM64 221H63L62 223H60V222H61V221H60V222H59L60 225L58 224V226H59V231H61V233H62V231H64L65 229L67 230V228H68V227L66 228V226H67V224H68L69 222H68V221H67V222H64ZM139 221H141V220H139ZM147 221H144V220H143L144 224H145V222L147 223V225H146V230H147V228H149V227H150L149 229H151V230H152V227L155 228V226H154L153 224H152V227H151V226L148 227V222H147ZM152 221H151V222H152ZM167 221H168V219H167ZM173 221H174V220H173ZM181 221H182V220H181ZM189 221H191V219H190ZM247 221H248V220H247ZM247 221L244 220L245 223H246ZM16 222H17V223H16ZM31 222H32V221H31ZM40 222H42V221H40ZM40 222H39L38 224H37V222H34V223H36V224L38 225L37 227H39V226H40V225H39ZM49 222H50V221H49ZM164 222H165V221H164ZM175 222H176V221H175ZM184 222H185V221H184ZM195 222H196V221H195ZM7 223H8V222H6V225H7ZM44 223L46 224V223H48V222L45 221ZM50 223H52V222H50ZM53 223H54V222H53ZM53 223H52V225L55 226V224H56L57 222L55 221V223H54V224H53ZM152 223H153V222H152ZM165 223H167V222H165ZM173 223H174V222H173ZM180 223H181V222H180ZM191 223H192V224H190V223L187 224V226H190V225H191L190 227H187L186 225L184 226L185 223H181V224H183L182 226H184L183 231H187V230H189V232L191 233L192 231H190V230H191L190 228H192V226L194 225L193 222H191ZM202 223H203V220H202V218H201V220H200V222H199V226H200ZM249 223H251V221H250ZM254 223H253V224H254ZM14 224H15V225H14ZM48 224H49V223H48ZM69 224H70V223H69ZM69 224H68V225H69ZM84 224L87 226L86 223H84ZM84 224H82V225L84 226ZM137 224L141 225L142 228L145 227V225L142 226L143 224L138 223V221H137ZM246 224L248 225V223H246ZM1 225H3V224L1 223ZM4 225H5V224H4ZM43 225H44V224L41 223V228H43L44 231L47 232V229H45V227H46V226L48 227L50 224H49V225H44V227H42ZM52 225H51V226H52ZM79 225L81 226V224H79ZM162 225H163V224H161V226H162ZM170 225H171V224H170ZM172 225H175V224H172ZM33 226H34V225H33ZM83 226H82V227H83ZM88 226L91 228L90 224H89ZM168 226H169V225H168ZM248 226H249V225H248ZM5 227H6V226H5ZM29 227H30V226H29ZM82 227H81V228H82ZM89 227H88V228H89ZM137 227L140 228V226H137ZM137 227H136V228L133 227V230L131 229V235L129 236L128 242L132 243V245H133L134 247L137 248V250H138V257H137L136 259L132 258V256L130 255V253H129V252L123 247L122 243H121L118 239H117L116 241H114V238H113V241H114V243H113V244H114V245H113V247H114V251L112 250V252H113V256H114V257L116 256V258H117L119 264H158V261H157V260H161V259H157V258H163V257H164L163 254L165 253V251L167 250V248L172 249V248H170V244H171V243H170V241H169V240H172V238L170 237L171 239L168 240L169 243H170V244H168L169 247H167V246H166L165 248L163 247L164 249H166V250L163 249V250H164V253L162 254L163 256L161 255V257H160V255H159V256L157 255L158 257H157V258H154V256H155V254H154V249L156 248V245H155L156 242L154 243V240H153V239H155V238L160 239V238H162L161 235H158V234H157V235L159 236V238L156 236V237H152V238H153V239H152V238L149 236V234H150V235H154V234H151V231H147L148 233L146 232L148 235H142V234L140 233V231H136V230H140V229H137ZM157 227H156V228H157ZM170 227H171V226H170ZM174 227H175V226H174ZM176 227H177V224H176ZM178 227H180V226H178ZM186 227H187V228H186ZM251 227H253V226H252V223H251ZM254 227H255V226H254ZM254 227H253V228H254ZM34 228H35V227H34ZM48 228H49V227H48ZM50 228H51V227H50ZM50 228H49V230H50ZM85 228H86V227H85ZM142 228H141V230H142ZM156 228H155V229H156ZM172 228H173V227H172ZM188 228H189V229H188ZM193 228H194V227H193ZM249 228H250V226H249ZM6 229H7V228H6ZM6 229H5V230H6ZM8 229H9V228H8ZM15 229H16V228H15ZM51 229H52V228H51ZM56 229H57V228H56ZM79 229H80V228H79ZM86 229H87V228H86ZM135 229H136V230H135ZM144 229H145V228H143V230L141 231V232H143V234H144ZM186 229H187V230H186ZM250 229H251V228H250ZM257 229H258V228H257ZM38 230H41V229L38 228ZM84 230H85V229H83V231H84ZM90 230L92 231V229H88V230H86V231H88L89 233H91ZM146 230H145V231H146ZM153 230H154V229H153ZM157 230H158V228H157ZM164 230H165V229H164ZM164 230L162 229V231H164ZM166 230H167V229H166ZM177 230H178V228H177ZM177 230H176V231H177ZM8 231H9V230H8ZM159 231H161V230H158V232H159ZM168 231H170V230H168ZM173 231H175L174 228H173ZM176 231H175V232H176ZM179 231H181V230H178V232H179ZM257 231H259V230H257ZM260 231H259V232H260ZM5 232L7 233V231H5ZM149 232H150V233H149ZM154 232H155V230H154ZM156 232H157V231H156ZM171 232H172V230H171ZM178 232H177L178 235L181 234L180 232H179V233H178ZM251 232H253V229H251ZM259 232H258V233H259ZM262 232H261V235H264V233L262 234ZM9 233H10V232H9ZM12 233L15 235V237L17 236V235H16L17 233H14L13 231H12ZM38 233H39V232H38ZM40 233H41V232H40ZM48 233H49V232H48ZM50 233H51V232H50ZM79 233L81 234V233H83V232H81V230H80ZM89 233H87V232L85 233V235L87 234L88 236H87V235H86V236H83V235H82V236H79V234H78V236H77V237H78V238H77L78 241H77V242H78V244H79V246H78L79 248H78L77 251H76V255H74L73 264H92V260H93V256H94V254L91 255V254H90V250H91V247H92V246H91V243H92V242L94 243V241H92V238H91V236H90ZM146 233H145V234H146ZM160 233H162V232H160ZM160 233H159V234H160ZM163 233H165V232H163ZM167 233H169V232H167ZM182 233H183V235H184V233H186L188 237L190 236V233H189V235H188L187 232H182ZM28 234H29V235H28ZM45 234H46V233H45ZM64 234H65V231H64L63 235H64ZM66 234H68L67 231H66ZM91 234H92V233H91ZM175 234H176V233H174V232L171 233V235H174V236H175ZM186 234H185V235H186ZM51 235H52V234H51ZM61 235H62V234H61ZM183 235H181V237H182ZM257 235H259V234H257ZM7 236H8V234H7ZM10 236H12V235H10ZM45 236H46V235H44V237H43V238L41 237V238H42V240H44V238L47 239V238L49 237V238L47 239V240H48L47 244H46L45 246H43L42 248L40 247V248L38 249L39 255L41 256L42 260H44V261H43V264H49V263L51 264V262H53V264H57L58 262L60 263V261H63V258H65L66 256L68 257V255H69V248H70V246H69V245H70V242L68 241L69 239H67V237H63V236L60 237V236H59V237H60L59 239H53V238H52L51 236H49L48 234H47L48 237H45ZM52 236H53V235H52ZM64 236H66V235H64ZM164 236H165V235H164ZM174 236H173V237H174ZM259 236H260V235H259ZM259 236H258V238L253 237V238H254V242H255V243H254V244H255V248H254V250L256 249V247L259 248L260 245H261L262 249L264 250V236H263V237L260 236L261 238H259ZM166 237H167V236H166ZM166 237H165V239H167ZM176 237H177V238H176ZM176 237L174 238V240H172V241H174L175 243L178 242L179 244H180V243H181V244L183 243V244H185V245L188 244V243H187L188 240L186 241V239H188V237L185 238V236H183L184 238L182 237V238L179 239V240H178V237H179V236H176ZM189 238H190V237H189ZM10 239H11V237H10ZM12 239H13V236H12ZM34 239H35V237H34ZM163 239H164V237H163ZM175 239H177V241H176ZM184 239H185V240H184ZM31 240H32V241H31ZM35 240H36V239H35ZM109 240H110V239H109ZM181 240H182V241H181ZM255 240H256V241L258 240V242L260 243V245H259ZM4 241H5V240H4ZM4 241H3V242H4ZM113 241H112V242H113ZM155 241H156V240H155ZM162 241H164V240H162ZM166 241H167V240H166ZM168 241H167L166 243H168ZM172 241H171V242H172ZM180 241H181V242H180ZM183 241H185L186 243L183 242ZM108 242H109V241H108ZM160 242H161V240H160ZM164 242H165V241H164ZM193 242H194V241H193ZM110 243H111V242H109V244H110ZM161 243H162V242H161ZM18 244H19V242H18ZM36 244H37V243H36ZM172 244H173V242H172ZM172 244H171V245H172ZM179 244H178V246H180ZM183 244H182V245H183ZM257 244H258V246H257ZM37 245H38V244H37ZM37 245H36V246L34 245V246H35L36 248H38ZM39 245H40V244H39ZM107 245H108V244H107ZM111 245H112V243H111ZM158 245H159V244H158ZM158 245H157V247H158ZM161 245H164V244L162 243ZM173 245H174V244H173ZM185 245H184V246H185ZM190 245H192V244H190ZM133 246H132V247H133ZM184 246H182V248H183ZM187 246H188V245H187ZM187 246H185V248H183V249H187V250H189V249H188L189 246H188V247H187ZM35 247H34V248H35ZM110 247H111V246H110ZM158 248H160V247H158ZM176 248H178V247H177V244H176ZM180 248H181V246H180ZM31 249L34 251L33 248H30V250H31ZM70 249H71V248H70ZM183 249H182V250H183ZM192 249H193V248H192ZM259 249H260V248H259ZM71 250H72V249H71ZM109 250L111 251V249H109ZM158 250H159V249H158ZM163 250H159V251H163ZM182 250L180 251L182 254H180V253L178 252V253H179L178 255H183V252H184V251L188 252L187 250H183V251H182ZM263 250H262V251H263ZM33 251H32V252H33ZM36 251H37V250H36ZM173 251H174V250H173ZM192 251H193V250H192ZM192 251H190V252H192ZM22 252H23L24 254H23ZM30 252H31V251H30ZM155 252H156V254H157V251H155ZM186 252H184V254H187ZM257 252H258V251H257ZM257 252H254V253H253V255H252L253 258H254V257H258V256H260V254L257 253ZM25 253H28V254H25ZM34 253H35V251H34ZM91 253H92V251H91ZM114 253H115V255H114ZM167 253L172 254V257H173V255L175 256V258L177 257V256L175 255L176 253L173 254V252L170 253V252H168V251H167ZM136 254H137V253H136ZM191 254H192V253H191ZM191 254L188 253V255H187V256H188L187 259H188L189 261H190L189 257H190ZM28 255H29V257H27ZM37 255H38V254H37ZM166 255H167V254L165 253V258L169 256V255H167V256H166ZM263 255H264V252H263ZM191 256H193V260H194V262H195L196 264H200L199 261L197 260L196 256H195V254H193V255H191ZM30 257H32L31 260H30ZM155 257H156V256H155ZM172 257L169 256L170 259H171ZM183 257L185 258L186 256H183ZM183 257H181V258L184 259ZM28 258H29V259H28ZM165 258H164V259H165ZM173 258H174V257H173ZM181 258H180V256H179V258H176V262H177V259H181ZM253 258H251V260L249 261L248 264H258V263L260 262V261L258 260L259 262L257 263V260H256V259H253ZM91 259H92V260H91ZM101 259H102V258H101ZM187 259L185 258L184 263H183V262H182V263L180 262V263H181V264H188V263H190V262H188V261H187L188 263L186 262ZM66 260H68V259H66ZM166 260L168 261L167 258H166ZM166 260H162V261L164 262V261H166ZM171 260H173V259H171ZM29 261H31V262H29ZM33 261H35V260H33ZM68 261H69V260H68ZM162 261H161V263H162ZM169 261H170V260H169ZM179 261H181V260H179ZM262 261H264V260L262 259ZM35 262H36V261H35ZM37 262H38V261H37ZM69 262H70V261H69ZM97 262H99V264H110V263H108L105 259H104V260H103V259H102V260H99V261H97ZM39 263H40V262H39ZM39 263H38V264H39ZM59 263H58V264H59ZM115 263H116V262H115ZM169 263H170V264H175L174 262H171V261H170ZM34 264H35V263H34ZM40 264H41V263H40ZM64 264H65V263H64ZM71 264H72V263H71ZM116 264H118V263H116ZM167 264H168V262H167ZM176 264H178V263H176ZM191 264H192V263H191ZM193 264H194V263H193ZM259 264H260V263H259Z\"/></svg>","mask_w":264,"mask_h":264},{"label":"crops","instance_id":"obj_3","mask_svg":"<svg viewBox=\"0 0 264 264\" xmlns=\"http://www.w3.org/2000/svg\"><path fill=\"white\" fill-rule=\"evenodd\" d=\"M120 101L124 102V100L121 98ZM79 108L81 110L80 115L79 112H76L74 117V130L76 140L78 142H81L106 139L107 137L104 131L105 123H107L109 119L111 120L112 117H115V114L107 107L95 102H85L79 104L78 110ZM260 167L261 168H259V170L263 171V162ZM259 170H256V172H259ZM250 172H248V174ZM261 173L259 172V175ZM255 174L257 175V173ZM262 174V176L264 177V173ZM262 176H259L261 181L255 180L258 179V175L255 179L252 178L254 177V175L250 177V179H254L253 183L259 186V182L261 184L264 182V178ZM246 177L247 176L243 177V184L246 181ZM260 186L262 187V191L259 189L258 191L262 193L264 191V184ZM204 214L205 213L203 212V215ZM246 223H248L250 228L253 229V232H251V229ZM246 223L244 222V219L234 218L230 216L219 215L209 220H205L203 216V223L200 225L199 234L200 244L196 246L195 250V256L199 263L212 264L215 263L217 259L216 264H248L251 259L247 261L238 259L236 257L238 251L236 250H240L243 247V242L249 244L254 250L255 242L252 244V241H254L253 233L257 230L260 231L262 227L261 225L259 227L256 226V223H254L253 220L251 221V223L253 227L255 226L254 228L251 227V223H249L248 221Z\"/></svg>","mask_w":264,"mask_h":264},{"label":"built area","instance_id":"obj_4","mask_svg":"<svg viewBox=\"0 0 264 264\" xmlns=\"http://www.w3.org/2000/svg\"><path fill=\"white\" fill-rule=\"evenodd\" d=\"M132 250L134 251V253H137V248L136 247H132Z\"/></svg>","mask_w":264,"mask_h":264}]
</instances>
